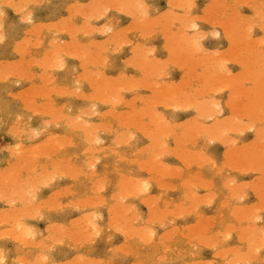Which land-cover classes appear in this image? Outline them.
<instances>
[{"label": "rangeland", "instance_id": "obj_1", "mask_svg": "<svg viewBox=\"0 0 264 264\" xmlns=\"http://www.w3.org/2000/svg\"><path fill=\"white\" fill-rule=\"evenodd\" d=\"M109 1L113 2V0H28V2L26 4L30 3V5H32V7L28 9V12L31 14V16L33 18L32 24H28L26 19L22 21L21 16L18 14V12L16 10H13V9H6L5 10V16L2 19H0V21H1L0 22V24H1L0 25V32H1L0 34L5 36V39L3 41H0V117H1L0 122L1 121L3 122V123L2 122L0 123V172H2V171L4 172V173L2 172L3 174L0 173L1 175H3V176H0V178L3 182L5 175L8 176L9 178L14 177V179L18 183H23V184H24V182H26L27 178H28L27 181L30 180V182H28L30 184V186H28L29 184L27 185L26 184L27 182H26L25 183L26 185H22L18 188H14V183H13V185H11L12 184L11 182L14 179L11 182H10V180H8L7 183H5L6 182V179H5L4 180L5 184L2 183L4 187L1 186L2 188H0V191H1V189L4 191H2L0 193V216L2 215V217L3 216L4 217L3 218L0 217L1 218L0 219L1 220L0 221V230L3 231L0 233H2L4 235V236L1 235L2 237H5L7 235V233H6L8 231L7 229L10 230L12 227L10 224H12L13 226L16 227V225H15L16 223H14L15 222L14 220L16 219V215H17V217H19V219H16V220L19 221V224L21 222L24 225V227L25 226L26 227L28 226L27 228L30 227L29 229L32 230L31 234L35 237L34 238L31 235L29 237L28 234H27L28 235L27 237H25L23 235L20 237H17L18 241L24 240L23 247L21 244H19V246L21 245L19 247L18 241H14V240H16L15 235H12L13 238H10L11 236L9 235V233L12 234V232H8L7 238L5 237L2 239L0 236V238H1L0 239V250H1L0 252L3 251L2 255L4 256L3 257L4 260L7 262V264H12L13 261L21 259V258L18 259V257H22L23 259H21V260L30 261V262H32L33 258L35 257V258H37V261H38V258L40 259L39 264H45V261H44V259L41 258V256H47L48 260L54 261V264H75V262L78 259L82 260V259H80V257L81 258L83 257L84 259L90 257L89 260L90 259H92L93 261L95 260V263L97 262V260H99L102 264H130V263L136 264V262L138 264L140 259H142L141 262L143 264H149L152 261H156V260L158 261V259H156V257L158 258V255H159V257L162 258V256L163 255L165 256L167 253H168L167 258L169 260H170V258H171V260L183 259V258L191 259L190 251H185V249L190 248V246L193 242L191 239H193L196 236L199 237L202 235H204L207 240H210V239H213L214 241L216 240V242H214L215 245H217V244L220 245L219 249L217 251H214L213 247L202 246V245H205L206 243L207 244L209 243L206 240H205L206 242L204 241L205 242L204 244L202 243L203 240L202 241L196 240L197 242L201 241V243H202V245H201L200 242H198L201 245L199 255L205 260H214L215 259V260H219V261L223 260V262H224L226 260L236 259L235 257L237 254H238L237 257L243 256L242 258H244L245 260H247V259H253V260L264 259V258L260 257L254 251V247L256 246L257 242L260 243L259 226L261 225L262 208H264V205H262V203H261V194H260L262 191V188H264V179H262V174L260 171L261 161L260 162L257 161V163H258L257 165H259L258 167H254V166H256L255 162L252 163V161H256L254 159L255 156L253 154L258 155L259 156L258 158L261 157V143H260L261 136L259 135L260 132L259 133L257 132L258 134L257 133L255 134V132L245 130L242 127H240V129H239V127H237L239 129V131H236L238 129L234 128V129H236L235 131L237 133L233 132L232 130L228 133V138H227L228 141L227 142H229L230 140H231V142L233 140H236L232 144L229 142L228 147H226L224 143L220 144L216 140H214V142H209V140L207 141L204 138H201L199 140L192 139V141L189 143L188 141L183 140L184 139L183 138V139H180L181 143H180L179 148H177V146H176L177 141L176 140H177V138L181 137V135H179V132H181V130L183 131V129H179V127L177 126V127L173 128L171 131L173 133L172 138L176 137V138H174V140L176 139L175 140L176 144H174V142L172 140V143L169 145L168 148H163L162 143H167V140H168V138H166V139L164 138V135H165V137H167L166 134H164L165 132L159 134V137H163L164 139L163 138H156L155 139V142L158 139H159V141L162 140L161 142L157 141L159 144H161L160 146H159V144L157 146L156 145L157 143L154 144L155 147L156 146L159 147V149L162 151L161 152L162 156H160L161 154H158V152L156 151V154H158V156L160 157L159 160H157L156 156H154L155 155L154 152L151 151L152 154L150 152H149L150 154L147 153L148 151H150V148L145 146V145H148V146L150 145L151 147H154L152 145L154 143V142H152L153 140L152 141L148 140L149 137L146 138L148 136L147 133H149L148 128H149L150 133L155 132V134L153 133L154 136L158 135V134H156L157 133L156 128L154 129L155 126L153 127V123L151 121V118H148L150 113L151 114L153 113L152 110L150 113H148L150 111L149 108L152 105H149L150 106L149 107L147 105V103L149 104V100H151V97L148 96L147 97L148 99L146 98L147 101L143 100V96H147L146 95V89H148L151 86V84H155L156 83L155 81H158V83L160 85H162V87L164 86L163 92H164V88L166 87L165 85L167 83H168L169 87L171 86V83L172 84L174 83L175 86L172 85V88H173V90L174 89L176 90V88H177L178 92L175 91L173 93H181V91H182L184 94H186L185 91H187V94H186L187 97H188V94H190L188 99L190 100L191 104L194 103L191 105L192 108L189 107L188 106L189 104L186 103L184 105L185 110H177L176 108L179 107L177 105H174V106L172 105L173 107L172 106L169 107L167 105L168 106L167 108L163 107L160 110V115H162L167 121H169L173 125L178 124L179 126H181V123H182V125H184L187 121L192 120L193 117L197 115V112L194 110L195 109L194 108L195 103L204 102L206 100V102H204V104H205V103H207L208 100L209 101L211 100L210 103H212V104L207 103V105H210V109L213 107V101L215 102V104L222 106L221 111H224L227 109L229 94L225 90H223L221 88H215V89L213 88L212 89L211 87H208V88H211L212 90H214L211 93V92H208L209 89L207 87L206 88L208 90L203 87V84H204V86L206 85L205 81H206L207 77L209 78L210 76H212L211 72L213 71L212 72V74H213L214 70L216 69V67H219V65H217V64H212L211 66L208 65L209 66V68H208L206 65H204L205 62L207 64H210L208 60H207L208 62L206 61V58H204V61H203V56L199 57V58H202L201 61L199 60L200 61V64H199L198 63L199 58L198 59L196 58V60L190 59L192 57H189L185 54H184L185 55L184 56L182 53L183 51L181 50L182 52L180 55H182V56H180V58H182V62L185 61L186 64L180 62V66H181V64H183V65L185 64L184 68H181V69L179 67L177 68L176 63H175V65L173 63H171L170 70L167 71L164 74V76H162V77L154 76L153 74L148 72L147 74L150 73V75H152L154 77L151 76V79L149 77H146V79H147L146 81L149 80L152 83L145 82L146 84H149L150 86L147 85L148 87L145 86V88L136 89L137 93H136V91L134 93L130 92V91H120L119 86H118V82L114 81L116 77L121 76V72L125 68V63L127 61H129V58L133 54L132 48L128 47L129 42L133 43V47H135L136 44L143 45V53L142 54L146 53L150 49H154L155 51H154L153 55L155 56V58L157 60H160L161 58L166 59V56L169 55L168 54L169 52H166V49H165L166 48V43L164 44L165 35L163 34L162 28H163V30L165 28H167L168 27L167 25H169L170 22L168 20V23H167L165 19L157 20V16L162 17L163 13H165L169 10L168 6L170 3H168V2H171L173 4V1L174 2L177 1L174 3V5H176V4L178 5V2H179V4H181L182 2H183V4H185L184 0H173V1H170V0L169 1L168 0H143L144 3L149 5L148 12L151 16L150 23L152 21L151 24L148 23L149 29H150L149 31H151V33H152L151 35L148 34V37H147V32L145 33L146 35L143 32V34L146 37H142L143 35H141L140 33H138L135 30L137 25L134 24L132 17L130 15L124 14V12H122V11H119V10H116L113 8L110 12L106 13V17H107L106 19L103 17L97 18V19H91L93 14L95 12H99L100 9H93L91 7H88V8L77 7V6H84V5H89V6L90 5H113L114 6V5H117L114 2H116V3L118 2L117 0H115L113 3H110ZM211 1L212 0H193L192 1V3H194L196 5V7L192 11H193L194 16H197V17H203V15L205 13V8H206V6H208L209 3L214 5L213 7H210V9L208 8V18L211 21H214L220 25V27L217 28V30L221 33L220 36L212 35L213 26L211 23L208 25H205L204 27L201 28V32L206 34L205 39L203 40V47L208 53L219 52L221 54V56L226 59L227 62L224 65V68L226 69V71L222 72V70H220V67H219V72L221 71L222 74L223 73H225V74L233 73V75L230 78H226V79H225L226 75L224 76V74H223V79H225L226 81H228V80L231 81L232 82L231 85H233V87L237 86L236 89L238 87L241 89L244 87L246 88V89L244 88L245 89V94H244L245 96H241L243 94L242 92H240V94L242 93L240 96L237 95L239 90H236V89H233V90H236L237 94L235 92V94L233 93V95H236L238 97H247L250 89L245 86L243 80H245V78L248 76L249 73L244 74L245 75L244 79H243V76H241L239 78L236 75H237V73L240 72V64L243 63L242 61L245 59V57H246L245 55H248L247 58H249V59H245L243 64L249 65V63H250L251 67H252L251 68L252 73L254 72L253 71L254 67H255V69L259 68L258 67L259 66V64H258L259 48H257V47H259L260 38H261V36H263L264 33L260 32L259 27H257V28L255 27L252 30V33H251L252 35L250 34V36H248L249 38L247 37L248 39H246L245 38L247 36L246 35L247 34L246 28L244 29L246 31V33L243 31L241 32V30H243V29H241L240 31L238 30L237 33H239V35H240V33L241 34L243 33V35H245L242 39H244V41H246V42L244 44V41L241 38H238V35H237V37L233 35L234 41L232 43V48H236L238 45H240L237 49H235V51H238V55H240L239 53H241V55L243 54L241 56V58H239V59L243 58V60L240 61L242 63L238 64L239 63L238 58L234 59L238 63L235 61L233 62V59L230 55L232 54V56H234V54H233L234 51L231 54L228 51H226L227 49H229V48H227L229 46V41L227 40V38L225 37V35L223 33L225 31L224 26H223V24H224L223 22L226 20H227L226 23L230 22L229 27L231 28V23H233L240 16H244V17L252 16V14H253L252 9L251 8L245 9L243 7H241L240 9H237V8L233 9V7H232V9H230V8L225 9V7L221 6L224 3H225L224 5H230V4L231 5L232 4L238 5V2H239V5L241 4V6H243L245 4H242V2H244L246 0H244V1L240 0L241 2L238 0H236V2H235V0H224V1L219 0V2H218V0H214V3L213 2L211 3ZM220 1H221V5H219ZM250 1H253V2H250ZM107 2H109L110 4ZM185 2H187V1H185ZM247 2L248 1H246V3ZM254 2L255 3L256 2L261 3V0H249V2L247 4L257 6V11H258L259 4L256 3V5H255ZM9 3L20 4V3H24V1L23 0L22 1L21 0H9ZM9 3H7V4H9ZM0 4L6 5V0H0ZM211 9L215 10L216 14ZM229 9L232 11H230ZM130 10H128V11H130ZM209 10H210V12H209ZM177 11H179V9H177ZM211 11L213 13H211ZM217 11H218V13H217ZM236 11H237V14H239V17L237 14H236L237 16L235 17ZM130 12H132V10ZM221 12L223 14L226 13L227 15L226 14L223 15ZM231 12L233 13V15ZM77 13H79V16L77 15ZM228 13H230V15L232 17L229 16ZM85 17H88L90 19V23L92 25V28H91L92 31L88 30L87 35L85 34L84 31L79 30L80 26L84 25L86 22ZM225 18H226V20H225ZM154 20L155 21L157 20L156 24L154 23L155 22ZM229 20H233V21H229ZM236 22L238 23L239 19H237L235 21V23ZM201 23H203V20H201ZM152 24H155V25L153 27H150V25H152ZM105 26L113 27L114 29H116V35L109 37L107 34L103 33L102 31H94V29H103ZM129 26H132L131 40L126 42L120 36V34L121 33L127 34V30H129ZM145 28H147V26ZM144 30L146 31V29H144ZM170 34H173V33L170 32ZM234 34H236V32ZM162 36H163V38H162ZM168 36L171 37V35H169V33H168ZM118 37L120 38V43L123 45V47L119 51H117L115 46H113L111 48V50L108 51L106 56H105V54L102 52V46L104 45V42L109 40V39H117ZM174 37L175 36L173 35V38L172 39L170 38L171 43H170V41L168 42L169 45L171 44V46H174L175 44L179 43V42H177V43L175 42V40L178 41L176 38L177 36L175 38ZM239 37H241V35ZM253 38H255L256 41L251 42L250 40L251 39L254 40ZM173 39H174V41H173ZM235 39H238V41H236ZM51 41L54 43V44L52 43L54 46L56 45L55 47L52 46ZM239 41H241L242 43ZM257 41H259V42H257ZM237 42H239V43H237ZM235 43H236V45H235L236 47H233ZM246 43H248L249 48H251L252 43L254 44V46L256 45L255 47H252V48L253 49L257 48L256 52L258 51V53L255 52L257 55L254 54L255 56H253V53L255 50L253 51L251 48V50L253 51V52H251L250 49L247 47L248 45ZM24 44H25V49H22L21 47H24L23 46ZM89 46H91L90 50H89ZM171 46H170V48H172L171 50H173L174 48ZM179 47H180L179 44H178V46H175L174 53L171 52L172 57H173V55H175V51H176V49H179ZM19 48L22 51H19L20 50ZM77 48H79V49H77ZM232 48H231V50H232ZM247 48L249 49L248 52H247ZM76 49L78 51L81 50L80 52L84 54L83 55L80 53V55H83L82 59H81V57L78 59L77 56H79V55H75V54H77L76 53L77 51H75ZM86 50H88V55H89V58L87 60L84 59ZM179 50L176 51L177 52L176 54H179L178 53ZM142 54H141V56H142ZM176 56H177V58L179 57L178 55H176ZM176 56H174V57L176 58ZM183 56L185 57L184 60H183ZM102 57L106 58L108 61L106 66L104 64V61H103V63H100L103 60ZM167 58H168V56H167ZM97 59L101 60V61L99 60L100 61L99 63L102 64L103 66H99L100 64H98V62H96V65L94 64L95 60H97ZM254 59H255V62H253ZM60 60L63 61L62 65H61ZM80 60H82V61H80ZM172 60H173V62H176L174 59H172ZM246 60H248V61H246ZM46 61H47V64L51 61L49 63V65H52V66H50V68L57 67V65H56L57 63L63 67L60 66L62 69H60V67H57L56 69L55 68L48 69V71H47L46 67L48 65L43 66V69L41 68L42 63H44ZM178 61H179V59H178ZM245 62H247V63H245ZM53 63L56 66H53ZM188 63H192L195 65H192V67H190V69H189L187 66L190 64H188ZM252 63H254L255 66ZM256 63L258 64V66H256ZM201 64L204 66H202ZM43 65H45V63ZM197 65H200V66H197ZM85 66H87V71L85 70ZM185 66L188 69H186ZM58 68L60 70H58ZM202 68L205 70L207 69L206 72H205V70L203 71ZM151 70L152 69L150 68L149 71H151ZM200 70H202V71H200ZM216 71H218V70H215V72ZM151 72H153V71H151ZM183 72H185V74H183ZM219 72H216V73H219ZM256 72L259 73V70L257 69ZM257 73H254V75L256 77V81H258ZM246 74H247V76H246ZM128 75H132V73L129 72ZM200 75H201V78L198 77ZM205 75L206 76L210 75V76L206 77ZM100 76H102V77H100ZM202 76L206 77V78L202 79ZM106 77H108V78H106ZM185 77H187V79H185ZM198 78H199V80H198ZM87 79H89L91 84H93V83H95V84L98 83V84L96 85V87L94 86L95 84H93L91 86V85L87 84L89 82V81L87 82ZM108 79L109 80L111 79V81H113V82H111V81L108 82ZM241 79H243V80H241ZM78 80L80 81V89L81 90H80V92L77 93V92H75V86H76V82ZM94 80H97V82ZM106 80H107V88L109 87L108 85L110 83L112 84V85L110 84V86H112V87L109 88L110 90H112V97H111L112 100H109L106 98L104 99V97H106L110 92L109 89H108V91H106L107 90L106 87L104 88L105 91L104 90L101 91V92H103V91L106 92V93L103 92L105 95H103V93H101V94L103 95V100H108L110 102L113 101L114 106L113 105L109 106V104L106 105L105 101L104 102L101 101L102 95L100 96L99 95V92H100L99 89L98 90L96 89V88H100V85H102L101 84L102 81L104 83ZM183 80L186 82H184ZM200 80H201V83H200ZM238 80H240L241 83ZM222 81L223 80H221V82ZM181 82H182V84H181ZM228 83L229 82H227V84ZM178 84H180L179 88L176 87ZM87 85H89V86H87ZM195 85H196V87H195ZM221 85H224V84H221ZM90 86L92 87V89H90L91 88ZM188 86L192 87L191 90L189 89ZM201 86L203 87L204 90L202 88L199 90L198 87H201ZM87 87H90V88H87ZM151 87H152V90L155 91L153 85ZM162 87H161V89H162ZM257 87H258V82L256 83V88ZM94 88L97 91H94L93 90ZM224 88L226 89L227 86ZM45 89L49 92L47 93L45 91L46 92L45 95H43L41 97L40 95L44 94ZM195 89L199 90L200 93L202 91L203 94H205L204 91H206V93L207 92L208 93L205 96L199 95V97H198ZM165 90H166L165 91L166 94H165V92L162 93L161 91H159L160 96L159 95H158L159 97L156 96L157 100H162V99L168 98V96L165 98L163 96L161 97L162 94H164V96H165V95H167V92H169L168 88H165ZM193 90L196 93L193 92ZM257 90H258V88H257ZM89 92L90 93L95 92L94 94H98L97 96L100 98L95 100L96 97H94L93 95L87 96L89 94ZM96 92H98V93H96ZM160 92L162 94H160ZM157 93H156V95H157ZM193 93H195V94H193ZM49 94H50V97L47 96ZM169 94H170V92H169ZM109 95L111 96V94H109ZM133 95L135 96V98L137 97V99L132 97V99H134V101L135 100L136 101H135L134 105L131 106L134 101L132 102V100H131V102L129 103L128 99L131 98V96H133ZM140 95H142V96H140ZM45 96L49 97V101L47 103L44 102L47 99ZM110 96H108V97L110 98ZM91 97H94V98H91ZM140 97L142 98V101L138 102V100H140L138 98H140ZM201 97H202V99H201ZM40 98H44V99H40ZM98 100L100 103L98 102ZM124 100H125V102L128 101L129 104L124 105V103H125ZM42 101L44 103H42ZM108 101H107V103H108ZM143 101L144 102L146 101V103L142 104V103H144ZM48 104H50V105H48ZM89 104H91V105L94 104V106L88 110H91V111L95 110V112L94 111L93 112H94V114L97 113V115L95 114L93 116V113L91 111H90L91 113L88 112V110L85 111V109L87 107L89 108V106H91ZM102 105H104V106H102ZM145 105H147V106H145ZM201 105H203V104H201ZM46 106H48L49 108ZM128 106L131 108L135 106V108H132V110H130V108H127ZM142 106L143 107L145 106L144 108H142L143 109L142 111H145L144 113L141 111V108H140ZM164 106L166 107V105H164ZM175 106H177V107L175 108ZM185 106L188 108H185ZM118 107L119 108L122 107L121 110ZM206 107H207V109L209 108L208 106H206ZM245 107H246V105L244 102H241L238 105L237 112L239 113L240 117H244V115H246V116L248 115L247 112L245 111V110H247ZM47 108L50 110H48ZM213 108H212V110L214 112L211 110L212 112L210 111L211 113H209V114L213 113L212 115L217 117L218 118L217 121H219V115L220 114L218 112H216L215 107H213ZM45 109H47L48 112H46ZM82 109H83V111H82ZM104 109H105V112L108 111L110 113V115H108L109 114L108 113V114H106V116L105 115L103 116V114H105V113L102 114ZM109 109L112 110L113 113H112V111L110 112ZM126 109H128L130 111H128ZM151 109H152V107H151ZM201 109H202V107H201ZM204 109H206V108L204 107ZM204 109H203V112H204ZM136 110H138V111H136ZM146 110H149V111L146 112ZM171 110L174 112H172ZM80 111H81V115H79ZM100 111H102V112L100 113ZM189 111H191V113H192L191 115L189 114ZM82 112H84L83 115L84 114L87 115V113L89 115V113H90L91 117L89 118V116H85V115L83 116ZM48 113H51V114L57 113L58 115H56V117H53L54 116V114H53L50 117V116H48ZM111 113L112 114L117 113L118 116L115 115L117 118H114L115 117L114 115H112L113 117H110ZM140 113L143 114L142 117L145 115V117H143L145 119L140 117ZM200 113H199L200 117H202V116L206 117L207 116V115H204L203 113H201V115H202L201 116ZM100 114H101V117H100ZM77 115H78V117H77ZM75 116L77 119L74 120ZM119 116L121 117V120H119V122L124 121V124L121 122L124 127L118 126V125H121L119 123L116 125V123L118 122L116 120L120 119ZM17 117H20L21 119L17 120ZM64 117L65 118L68 117L69 120H70V118H73L72 119L73 121H70V122L72 124L74 123L73 124L74 126L77 125L76 122H78L77 127L76 128L74 127L76 130L72 129L71 128L72 126L71 127L69 126L72 124H70V123H69V125L67 124L68 123L67 118L64 119ZM155 117H156L155 115H154V117L152 116V118H155ZM205 117L200 119V121L198 122L199 124L198 123L195 124V125H197V124L199 125V126L197 125L198 126L197 128H199V127L201 128V124H202V128H203V126L208 123V121L206 119L207 117L206 118ZM15 118H16V120H15ZM78 118H80L81 122L84 124H86V122H87L88 129H89V127L92 128L91 126H93L96 123H99L100 125H102V123H105L106 125H104V126H106V127L108 126L107 129H109V127H110V132H109V130H108V132L103 131L104 127L102 126L100 129V125H98V124L95 125V127L97 129L94 128L95 131H93L92 134H91L90 129H89L90 134L86 133V132H88L86 127H84V128L87 131L83 132L84 130L81 128L83 124L79 123ZM255 118H256V120H255ZM257 118H258V112L253 117H251L252 121L249 120L248 123L250 122V124H252V126H254L257 130L260 131V124H259V120ZM137 119H138V121H137ZM184 119L186 121H184ZM4 120H5V122H4ZM114 120H115V122H114ZM146 120H147V122H146ZM12 121H13V123H15L16 121H17L16 123L19 122L18 127H16L17 126L16 123L12 125L11 124ZM106 121H108V122H106ZM255 121H257V122H255ZM65 123H66V125H65ZM88 124L89 125L91 124V126H88ZM141 124H142L143 128L148 127L145 131L146 133L142 132L144 129L139 128L138 125H140V127H141ZM149 124H150V126H148ZM4 125H6V126H4ZM8 125L9 126L11 125V128ZM125 125H127V126H125ZM12 126H14V129H16V128H18V130L24 129L25 132L27 130L26 127H28V126H29L28 127L29 130H30V128H33L34 130L33 129H31L30 131L28 130L27 133H25L23 131L22 132L16 131L17 132L16 133ZM129 127H133L136 129L134 130L133 128H129ZM125 128H127V130ZM241 128H242V130H241ZM112 129H113V131H111ZM140 129L142 131H140ZM37 130L40 132L37 133ZM100 130H102V132H100ZM114 130H115V132H114ZM124 130L126 132H129V133L126 134L125 132H122ZM69 131H70V133H68ZM238 132H240V133L238 134ZM30 133H31V135L28 136V134H30ZM73 133H74V135H73ZM84 133H85L86 137L84 136ZM122 133L125 134L124 137L126 138L125 141H127V144L124 142V139L121 138V137H123ZM141 133L143 135H141ZM166 133H168V131H166ZM182 133L183 132H181L180 134H182ZM67 134H69V136H70L69 139H70V142H72V144L67 142V140H68V139L66 140V138H68ZM118 134H120V135L122 134V135L119 136ZM129 134L133 135L132 140L130 137L132 135L128 136ZM162 134H163V136H161ZM126 135H127V137H126ZM150 135H152V134H150ZM213 135L216 139V136H215L216 133ZM83 136L85 139L83 138ZM87 136H89L92 139L89 141ZM49 137H51V138H49ZM80 137L82 139H84V141L87 140L89 142V144H88V142H84ZM115 138H117L118 141L120 140L119 143L117 140H115ZM127 138L129 139L130 142L127 140ZM97 139L100 141V143H98V144L96 143ZM64 140H66V143H63ZM112 140H115L117 143L112 141ZM217 140H220V139H217ZM254 140H255V143H253ZM147 141L148 142L151 141V143L148 144ZM92 142H94V143H92ZM184 142L187 144H182ZM17 143L22 145L21 146L22 148H20V151L16 150ZM67 143L71 144V145H68ZM113 143H116V144H113ZM192 143H195V144H193L194 145L193 148L191 147ZM74 144H75V146H74ZM95 144H97V146ZM52 145H53V148L55 145V148L58 149L59 151L56 150L55 148H54L55 150L53 149V151H52ZM87 145H88V147H87ZM232 145H233V148L235 149V147H236V149L238 151L231 149L230 147ZM242 145H247V147L246 146H245L246 148L242 147ZM13 146H15L14 151L12 150ZM70 146H72V147H70ZM105 146H107L108 149L104 148ZM143 146H144V149H142ZM205 146H206V148H205ZM84 147H87V148L85 149ZM201 147H202V149H199ZM88 148H90V150L92 148V150L87 151ZM98 148L99 149L101 148V151ZM226 148H228V150ZM241 148L243 149L244 153L242 152ZM244 148L247 152L244 150ZM36 149L44 150L43 152H45V151L48 153L50 152V154L48 155V153H47V155L46 154L44 155V153L42 152L43 154L38 153L37 155H35L34 152L36 151ZM95 149H96V152H95ZM97 149L99 150V152L97 151ZM154 149L155 148H153V150ZM159 149L156 148V150H159ZM11 150H12V152L10 153ZM26 150H28V151H26ZM82 150H83V153L81 152ZM84 150H86V152ZM93 150H94V153L91 155V152ZM143 150H145V151L147 150V152H143ZM160 150H159V152H160ZM198 150H200V152H203L204 156L206 158H208V160L210 162L206 161L207 162L206 163L205 159L201 160L204 158V156H203V158H200L201 156L199 157V154H198V156L193 154L194 152H195V154H197ZM225 150L227 151V153H229V151H231V150H234L236 153L242 152L245 155L243 156L242 154H240V157L243 160H245L246 158H249L246 160H249L250 163L248 161L247 162L249 163V165L252 164V166L251 165L249 166L248 164L241 163V162H243V160L239 157V155H238V157L241 159V161L239 160V158H238V161L237 160L235 161L234 160L235 156H233V155H230V156H232V157H230L228 154V157H226V155H225L226 151ZM132 151H134V152H132ZM178 151H180V154L176 155V153H178ZM234 151H232L233 154L235 153ZM140 153H142V154H140ZM169 153H171V154H169ZM186 153H188V154L191 153V155L193 154L195 156L194 157L192 155L194 160H196V161H197V159L200 160L197 162L200 163L203 161L205 163H203V165L200 163L202 165V167L201 166L199 167V164L196 167L195 165L197 163L192 160L193 158L189 159V157H190L189 155H187V156H189L188 158H185ZM89 154H90V157L93 156L94 158H92V157L90 158ZM173 154H175V155H173ZM182 154L184 155V158H183L184 160L180 159L181 157H183ZM10 155L12 158L10 157ZM15 155L18 157H16ZM32 156L35 158V160H33L34 158L32 159ZM151 156H152V158L150 159ZM177 156L178 157L181 156L179 158V160H178V158H176ZM196 157H198V158L196 159ZM224 157H226V158H224ZM229 157L232 159L230 160ZM7 158H8V160H7ZM26 158L28 159V162L21 164L20 162L25 161ZM29 158H31V160ZM146 158H149L148 159L149 161ZM154 158H155V162L157 164L153 162ZM236 158H237V156H236ZM18 159L20 160V162H18L20 164V166H16V163H17L16 161H18ZM89 159H90V161H89ZM232 160H234L233 162H237V163L240 161V163L239 164L233 163ZM86 161L87 162L89 161V164L87 163L88 165L86 164ZM140 161H142V162H140ZM151 161L153 163H150ZM182 161L185 163H183ZM188 161H189V163L192 162V165L189 164ZM129 162H135V163H129ZM181 162L183 165L181 164ZM244 162L246 163V161H244ZM92 163L94 164V167L91 165ZM141 163L142 164L146 163V164L143 165V168H138L139 166L137 167V165H140ZM186 163H188L187 168L185 167ZM208 163H210V164H208ZM211 163L213 164V167H212ZM223 163H226L225 166H223L224 165ZM148 164L149 165L152 164L151 165L152 167L149 166ZM153 164L154 165L156 164L158 167H155ZM253 164H255V165H253ZM159 165L161 166V169L162 168L164 169L166 167L165 168L167 170L166 173H165V169L164 170L162 169V171H164L165 174L160 172ZM207 165H209V166L211 165L212 168L207 167ZM144 166L145 167L148 166V167L145 168ZM162 166H164V167H162ZM218 167H220V168H218ZM74 168L77 169V175L76 176L73 175L74 174L73 170H75ZM91 168H93V169H91ZM168 168H170V171L173 169L176 170L174 172L172 171L174 174H176V173L178 174V172H179V174L180 173L181 174L178 175V177L177 176L175 177V175H173V173L169 171L171 174L168 175V173H169ZM1 169H4V170L1 171ZM5 169H7L6 170L7 173H5ZM157 169L161 173L160 175H163L164 177L165 176L166 177L164 178L162 176L160 178L159 173H157L158 172ZM72 171H73V173H72ZM88 172H90V174ZM155 173H157V174L155 175ZM87 174H89L90 176L93 174L94 175L90 177ZM95 174H96V176H95ZM117 174L118 175L122 174L123 178H121V176H118ZM32 175L34 176V178L32 177ZM43 176H44V179L42 180V182L40 179L39 183H43V181H45V183H43L42 186L44 184L46 186L44 185L43 188H41L40 187L41 185L38 184V182L37 183L34 182V183L38 184V185H36V187L39 186V188L37 187L38 188L37 189L35 187V185H31V183H32L31 181H33V179L36 181H39V178H43ZM169 176H174V177H169ZM37 177H38V180H37ZM46 177H48V178H46ZM73 177H75V178H73ZM155 177L157 179H155ZM186 177L188 179L190 177H192L191 180H193V181L197 180V182L200 183V184H198L199 186L198 185L196 186L197 182H194L195 186H193V187L191 186V184H189L192 182H189V183L187 182L190 186H185V185H187V183L186 184L185 183L180 184L181 182H183V180H184V182H186L185 180H188ZM45 178H46V180H45ZM98 178L103 179V180H101V183H100L101 188H99L100 189L99 191L96 188L93 189L94 186H92L95 182L97 183L100 181ZM120 178H121V180H120ZM131 178L134 179V181L140 180L142 182L143 180H145L148 182L149 188L147 190L146 195L145 194L140 195V196L143 195L142 200L145 197H146L145 199H148V196H149L152 198V200L148 199L149 201L151 200V203L156 201L157 198L159 199V200L157 199L158 202L156 201V204L152 203V205H151L149 203V201L146 200V203H148L147 207H146L147 204L145 202H143V204H142L141 201H139V199H141V197L138 199L137 195L134 194V193H138L139 188L136 187L137 188L136 191H135V189H136L135 187H133V188H135L134 190L130 189V188H132L130 186H133L132 183L134 182L133 180H130ZM193 178H195V179H193ZM122 179H123V181L125 179L129 180L127 182L125 181L127 183V186L126 187L124 186L126 189V190L124 189V191H126L125 194H127L131 190L129 194L132 193L131 195H136V197L127 195L128 197L124 196L125 197L124 200L121 198L123 196H120L119 192H121V195H122L123 190L122 191H119V190L122 188V186L119 187L121 184L119 186H117V184H119L120 181L122 182ZM150 179H152V180L155 179L154 183ZM47 180H49V182H47ZM118 180H120V181H118ZM204 180L206 182H209L210 185L208 183L204 182ZM156 181H158V183H156ZM125 182H122V185ZM160 182H162V184H164V186L161 185ZM173 184H175V185H173ZM194 184L192 183V185H194ZM204 184H206L205 189L203 187ZM5 185H6V187H5ZM136 185H138V184H136ZM139 185H141V184H139ZM165 185H167L168 187H172V188H167V186H166V189H165ZM11 186L13 187L12 190H11ZM23 186H26V191L22 190V192H20V194H17L19 192H16L18 197L14 196L15 193H14V195L11 196L14 198L15 201L12 200L13 198L10 199L11 197H9L7 199V196H10V191L12 194L13 193L12 191L14 189L18 190ZM207 186H209V187H207ZM15 187H17L16 184H15ZM96 187L98 188L97 185H96ZM117 187H118V190H116ZM128 187H130V188H128ZM188 187H190V188H188ZM17 190H15V191H17ZM257 190H260V191H257ZM23 191L25 193H23ZM209 192L211 193V195L206 198L205 195L210 194ZM255 192H257V193H255ZM5 193L9 194V195H6ZM27 193H31L30 196H27V195H29ZM32 193H34V195ZM25 194H26L28 199L26 197H24V199L19 198L20 195H21L20 197H23V195L25 196ZM109 196L111 198L114 196L115 198H113L111 200V198ZM185 196L186 197L191 196V198L189 197L190 200L188 198H185ZM118 197L121 198L120 201H119V199H117ZM198 197L200 198V202H202L201 198H204V199L206 198L205 200L207 201V203H205L206 201L204 202V200L201 204H196V203H198V201H196V200L194 203V199H197ZM210 198H212L211 201H209ZM115 199H117V200H115ZM97 200L98 201L100 200V201L97 202ZM8 201L10 203H12L10 206L7 204V203H9ZM22 201L23 202L29 201V203H30L29 206L33 205V207L31 206L32 208H30L29 206H27L28 204H25V206L28 207L27 208L28 210H30L32 212L34 211V215H33V213H30V211H28L26 208H25V210L28 211V214L30 213L32 215L30 216V214H29V216H28L25 214L27 211L24 212V208L22 207L24 204L22 205V203H23ZM224 202H225V204L223 205ZM162 203H164V205H166V206L162 205ZM69 204H72L73 206L69 205ZM83 204H86V205H83ZM100 204H103V205H100ZM125 204L128 205V207L130 205L131 206L133 205L132 208L134 209L135 212H132L133 209L130 210V208H128L126 206L129 210H128V212H126V214H124L126 211L124 209H126V208L123 205H125ZM171 204H174V206ZM20 205H22V206L20 207ZM88 205H90V206L88 207ZM118 205L122 206L124 208L123 210H120V211H124L123 213L119 212V216L121 214V216H120L121 219L119 218V216L116 213H114V215H112L113 214L112 212L115 210V208L108 210L112 206L113 207L115 206L116 208H118L119 207ZM221 205H223V207ZM19 207H20V209L21 208L23 209V210L22 209L21 210L24 213H22L19 210ZM150 207L153 209V212H154L153 213V217H154L153 221L154 222H152L153 225L149 224V222H148L149 220L147 221L148 223L146 222V219L148 216L147 215L148 209ZM174 207L177 209V211L173 210ZM11 208L13 209L12 212L15 213V217H14L13 213L10 216L14 217L15 219L14 218L8 219V215L10 214ZM197 208L199 209L198 211H197ZM165 209H167V211H165ZM239 210L243 211V212L240 211L241 215L239 214ZM91 211H92V213H91ZM118 211H119V208H118V210H116V212H118ZM162 211H163V213H162ZM164 211L166 213H164ZM6 212H9V213H6ZM185 212L187 213L186 215H185ZM86 213H88V215ZM89 213L92 215L94 213V215L97 217L93 216L95 218V219H93L92 215H90ZM136 213H137V215L134 216V214H136ZM168 213L169 214L171 213V215H168ZM189 213H191V214H189ZM248 213H250V214H248ZM83 214H85V215H84V218L81 217V220L84 219L83 220L84 223H85V219L88 220V221H86L87 223L91 222L90 223L91 225L89 224L87 226L88 228H86V230L84 228L85 224L82 225L83 222L80 221V218H78V215L81 216ZM115 214L118 217L115 216ZM122 214H124V215H122ZM127 214H128V216H127ZM158 214H160L161 217L165 218V219L162 218L163 221L161 219V222L166 223L168 225L167 233H165L164 230L160 228L159 223L161 224V222L156 223L157 221L160 220V218H159V220H157ZM175 214H177L176 217L174 216ZM89 215L91 216V219L94 220L95 222L88 219ZM160 215H158V217ZM245 215L248 219L250 218V217H248V215L249 216L251 215V218L252 217L254 218V216H256L257 219L255 218V220H254L253 218L252 219L250 218L251 221L246 220L247 218L245 217ZM114 216H115V218L113 219V221L116 222V220L120 219L119 223L122 224V221L124 220L125 222H123V226L125 223H127L125 225L127 226L129 224L128 228H133V229L135 228L137 230V227L139 228V226H140L139 234L142 233L141 232V229H143L142 227H144V230H145L146 226H149L152 229L151 231L155 232L156 234L153 237L151 236V238H150L151 240L146 239V241L148 242V244H147V242H145V240H143L142 238H141V240H143V243L141 242V240H138L141 236H139L138 232H136V231L135 232L137 233V235L133 236L134 237L133 238L132 235H134L136 233L133 234V232H134V231L132 232L133 229H130L132 232L131 239H129L130 237H128L129 240L128 239L124 240V236H122L121 233L116 232L115 228H112L111 232L109 231L110 219L113 218ZM131 216H133V217H131ZM240 216H243V219H240ZM76 217L78 218V221H80V222H78V221L77 222L81 223V225L77 223L80 226L77 225L78 226L77 227L75 224V226H76V228H75L73 226L74 225L73 224L71 227V225L69 223H70V221L72 223L73 220H75V222H76V219H75ZM135 217H138V218L135 219ZM127 218L130 220L132 218L134 220H131V222H129L130 220H127ZM140 218H141V220H140ZM5 219L10 220V221L7 220L9 223V224L8 223L7 224L10 226L5 224L6 223L4 221ZM11 219H14L13 220L14 222L13 221L11 222ZM89 220H90V222H89ZM18 221H17V223H18ZM217 221H219V222H217ZM92 224H94V226ZM136 225H137V227H136ZM198 225H202V228H203V230L201 229L202 234H201V232L200 233L197 232L198 234L195 233L196 231L200 230L197 227L201 228V226H198ZM18 226H21V225H18ZM82 226L84 229L81 228ZM123 226H122V228H125V226L124 227ZM189 226L192 228H190ZM230 226H231V229H233V230H228L229 229L228 227H230ZM89 227L90 228L94 227V229L96 227L95 232H96L97 228H99L97 235L93 234V233H95V232H93L94 230H92L93 233H91V231H90V233L94 235V236H92L94 238H91V240H90V237L88 240L87 235L85 234V232H87V231L89 232ZM27 228H25V229L27 230ZM78 228L81 229V231L79 230L80 233L83 232L84 236L86 235L87 239H85L83 237V234H82V236L79 235L80 233H78V231H77ZM13 229H11L13 231V233L17 229H19V231L17 230L18 232L22 231L20 229V227L17 228L16 230L13 227ZM67 229L70 230L71 233L67 232L66 231ZM190 229H192V230H190ZM60 230L64 231L65 233H68L69 235H67V237H64L66 235H63V232H60ZM144 230H143V232H144ZM250 230H251V232H248ZM4 231H5L6 235H5ZM186 231L187 232L189 231L188 234L189 235L191 234L192 236L194 235V237L188 240L189 237L187 238L188 234ZM192 231H195V232H192ZM229 231H231V232H229ZM127 232H129V229L127 230ZM131 232H129V234ZM162 232H164V233H162ZM179 232H181L180 234H182V236H184V234L186 235V236H184V237H186V240L181 235H178ZM24 233H28V230H27V232L25 231ZM144 233H146V231ZM161 234H164V239L169 238V237L171 238V235L175 234V235H173V237L171 239L169 238L170 240L165 239V240H168V241H165V242H167V246L169 247V249L171 248L170 251H168L167 253H165L164 246H162L161 242H160L161 238L163 237V235H161ZM20 235H21V233H20ZM141 235L143 237V233ZM147 235H148V233H147ZM159 235H161V237ZM168 235H170V236L168 237ZM17 236H19V235L17 234ZM157 237H158V239H157ZM174 237L177 239H175ZM254 237H257L258 241L256 240V238L254 239ZM19 238H21V239L19 240ZM146 238H148V237L146 236ZM248 238H249V240H248ZM27 239H28V241L29 240L30 241L31 240L36 241V243L38 244L37 245L38 247L34 245L36 243L35 242L33 243V241H31L30 244L33 243L34 246L30 245L29 243L27 245H30V246H25L26 245L25 240H27ZM39 239H41L43 244ZM238 239L239 240L242 239V241H239ZM247 240H248L249 244H248ZM254 240H256V242L253 245H251V242H254ZM38 241H40V242H38ZM127 241L128 242L132 241L133 243L131 244L130 242L128 243ZM171 241H173V242H171ZM186 241L188 243H186ZM190 242H191V244H190ZM152 243H154L155 245ZM173 243H174V245H173ZM175 243L179 244V246ZM121 244H123V246L126 245V247L130 246V244H131V246H130L131 249H129L130 247H128L126 249L127 252H129L128 254L126 252L127 255H124L123 252L122 253L120 252L121 250L125 249V248H123V246L121 248V246H120ZM158 244H159V246H158ZM169 244L172 246L170 247ZM185 245L189 246V247H186ZM16 246L18 248V249H16L17 252L15 251ZM119 246L121 248L120 251H118ZM132 246H133V248L136 246V248L133 249ZM243 247H247V248H243ZM21 249H22V251H21ZM161 249H163V251ZM126 250H124V252ZM172 250L174 253H172ZM244 251L246 253H244ZM182 253H183V256H182ZM229 253H231V254H229ZM240 253H242L243 255H241ZM129 254H132V255H129ZM174 254L176 255V257ZM234 254H235V256H234ZM246 254H248V256ZM140 255H141V257H140ZM155 255H156V257H155ZM178 255H180V256L178 257ZM15 256L17 259L15 258ZM105 259L107 262L110 259V262L109 263L105 262ZM238 259L236 261H238ZM244 259H242V260L244 261ZM41 260H42V263L40 262ZM86 260H88V259H86ZM146 260L148 262H146ZM159 260H160V258H159ZM83 261H85V260H82V262ZM233 261H235V260H233ZM78 262H80V261H78ZM78 262L76 264H78ZM223 262H222V264H223ZM36 263L37 262H34L33 264H36ZM89 263L92 264L94 262L90 261ZM89 263H86V264H89ZM80 264H82V263H80ZM96 264H98V262Z\"/></svg>", "mask_w": 264, "mask_h": 264}, {"label": "snow or ice", "instance_id": "obj_2", "mask_svg": "<svg viewBox=\"0 0 264 264\" xmlns=\"http://www.w3.org/2000/svg\"><path fill=\"white\" fill-rule=\"evenodd\" d=\"M32 5L30 4H12L9 3L7 5L0 4V19H2L5 16V10L6 9H13L18 12V14L21 16L22 21L27 20L28 24L33 23V18L31 14L28 12V9L31 8ZM77 7H84L88 8L91 7L93 9H100L99 12H95L91 19H97V18H107L106 13L110 12L113 8L119 11L124 12L126 15H130L133 19V22L136 27V31L140 33L141 35L144 32L145 27L147 26L148 22L151 20V16L148 12L149 5L144 3L143 0H138L136 3L131 4H117V5H84V6H77ZM196 7L194 3L189 0L188 3L185 4H169L168 8L169 11L163 13V16H157V20L159 19H168L170 21L167 28L163 30V34L165 35L166 40V51L169 52L168 58L164 59L161 58L160 60H157L155 56L153 55L154 49L148 50L146 53L143 54L141 57V54L143 53V45L136 44L135 47H133V43L129 42L128 47L132 48V56L129 58V61L125 63V68L121 72L120 77H116L115 81L118 82V86L120 91H130L135 92L138 88H145L144 80L148 73V68L150 67L153 71L154 76L162 77L164 74L170 70L171 67V50L170 45L168 43V33L171 32L174 35L177 36L179 40V45L184 53H186L189 57L192 58H199L201 56L205 57L209 63L211 64H218L221 68L222 72L226 71L224 68L225 63L227 62L224 57L221 56L219 52L215 53H208L204 47H203V40L205 39L206 34L201 32V28L205 25L212 24L213 30L212 35L214 36H220L221 33L217 30L218 27H220L219 24H217L214 21H211L208 18V8L212 7V5H208L205 8V13L203 17H197L193 14V9ZM222 7L225 8H231L235 7L237 9L243 8H252V16L250 17H239L238 23H232L231 28L229 27V23H224V35L229 40V49L232 47V40L233 35L236 31L245 29L247 33H252L253 28L259 27L260 32L264 33V0H261V3L258 6L253 5H223ZM126 9H135V12H129L125 11ZM179 9V11H177ZM79 16V13H77ZM201 20H203V23H201ZM85 24L80 26V31H84L85 34H88V30L92 28V25L90 23V19L88 17H85ZM131 30L132 26H129V30H127V34L121 33L120 36L127 42L131 40ZM94 31H102L103 33L107 34L109 37L116 35V29L113 27L105 26L103 29H94ZM5 39V36L0 34V41H3ZM115 46L116 50L119 51L123 45L120 43V38L117 39H109L104 42V45L102 46V52L107 54L108 51L111 50V48ZM91 46H89L90 50ZM88 50L85 52L84 59H88ZM104 60L105 66L107 65L108 61L106 58L102 57ZM139 61V63H138ZM62 64V62H61ZM85 70L87 71V66H85ZM131 72L132 75H128V73ZM221 73H214L212 76L208 78L206 81V87H212V88H221L225 90L229 94L228 99V106L227 109L224 111H221V105L215 104L213 101V106L216 109V112H218L219 120L222 123H217V117L213 116L212 114H208L207 121L208 123L203 126V128H195L190 127L194 123H198L201 119L199 116V112L201 110V103H197L195 106V110L197 112V115L193 117L192 120L187 121L184 125L179 126V129H183V138L184 140L188 141L189 143L192 141V139L199 140L201 138L209 139L212 137L209 142H214L215 137L213 136L214 133L219 132L220 136V142L225 143V146L228 147L227 138L228 133L233 130L236 127H243L245 130L255 132L256 128L252 126V124L248 123L251 117H253L258 112L259 117V124H260V136H261V174L262 179H264V36H261L260 42H259V74H258V90L256 88V77L251 73V64L240 65V72L237 73V76H244L245 73H249V78L244 80V84L246 87L250 89L249 94L247 97H238L233 95V86L228 85L225 89L223 85L219 83L221 79H223V75ZM229 77L233 75V73H227ZM155 91L152 90V88H148L146 90V95H149L151 97L150 103L152 105V111L156 113V118L152 121L157 131L163 129L165 131H168V140L167 143H163L164 148H168L169 145L172 143V135L171 131L174 128V125L167 121L162 115H160V110L164 107V105L172 106L177 105L179 106L177 110H185L183 108L184 104H189L191 106V102L188 99L187 95L184 93H175L168 96L167 99L157 100L156 99V93L160 91L161 85L159 83H156L153 85ZM80 81L78 80L76 82L75 86V92H80ZM67 94V93H66ZM244 102L246 105V109L248 112L247 116L240 117L239 113L237 112L238 105ZM189 114L191 115V111H189ZM21 119L20 117H17V120ZM150 139H155V137L150 136ZM180 139H177V148L180 146ZM96 143H100V141L97 139ZM255 143V141L253 142ZM21 148L20 144L16 145V150H19ZM171 154V153H169ZM199 155L201 158H203L204 153L200 152ZM156 159L159 160L160 157L156 156ZM137 184H141L142 186L139 187L138 193H134L137 195V198H140V194H146L147 190L149 188V184L147 181H137ZM234 183V182H233ZM141 203H143V200H141ZM261 203L264 205V188H262L261 191ZM199 209L197 208V211ZM167 211V209H165ZM191 214V213H189ZM148 216H149V224H151L152 218H153V209L150 207L148 209ZM113 226L115 227V231L118 233H121L125 240H127L129 233L121 227L119 223H115L110 219L109 224V231L111 232ZM160 228L164 230L165 233H167L168 225L166 223H161ZM31 229H28V235H31ZM145 231L148 233V235L155 236V232L151 231V228L149 226L145 227ZM259 233H260V243L258 246L254 247V251L262 258H264V208H262V219H261V225L259 226ZM98 234V233H97ZM142 239H146L144 237H141ZM205 238L204 235L194 238L191 247L189 249H185V251H190L191 259L183 258V259H173L169 260L167 256L165 255L158 261H152L150 264H222L219 260H205L200 255V247L201 245L196 243V240H203ZM161 244L164 246L165 253L170 251L169 247L167 246V243L165 242L164 238H161ZM205 247H213L214 251H217L220 247L219 244L213 246L211 242L209 241L208 244L204 245ZM45 264H54V261L48 260L47 256L43 257ZM0 264H7V262L4 260L3 255L0 254ZM12 264H32L30 261H24V260H15L12 262ZM223 264H264V259L260 260H253V259H247L244 261H232V260H226L223 262Z\"/></svg>", "mask_w": 264, "mask_h": 264}, {"label": "bare ground", "instance_id": "obj_3", "mask_svg": "<svg viewBox=\"0 0 264 264\" xmlns=\"http://www.w3.org/2000/svg\"><path fill=\"white\" fill-rule=\"evenodd\" d=\"M7 1H8V2H7ZM21 1H22V0H21ZM23 1H24L25 4L28 2V0H26V1L23 0ZM114 1H115V0H113V2H114ZM117 1H118L117 3H116V2H114V3H115V4H118V3L120 2L119 4H131V3H136V2H138V0H117ZM168 1H169V0H168ZM170 1H173V0H170ZM185 1H187V2H185ZM192 1H193V0H191V2H192ZM223 1H224V0H223ZM238 1H240V0H238ZM238 1H237V2H238ZM241 1H244V0H241ZM241 1H240V2H241ZM246 1L249 2V0H246ZM246 1L242 2V4L248 5V4H247L248 2L246 3ZM109 2H110V1H109ZM109 2H107V3H109ZM113 2L111 1L110 3H113ZM175 2H177V1H175ZM175 2L173 1V4H174ZM188 2H189V0H184V3H188ZM212 2L214 3V0H212L211 3H212ZM218 2H219V0H218ZM232 2H233V1H232ZM235 2H236V0H235ZM250 2H253V1H250ZM259 2H260V1H259ZM7 3H9V0H6V5H7ZM31 3H32V2H31ZM110 3H109V4H110ZM168 3H171V2H168ZM223 3H224V2H223ZM256 3H258V2H256ZM256 3L254 2L255 5H256ZM29 4H30V3H29ZM171 4H172V3H171ZM178 4H179V2H178ZM181 4H183V2H182ZM217 4H218V3H217ZM224 4H225V3H224ZM224 4H223V5H224ZM258 4H260V3H258ZM176 5H177V4H176ZM208 5H212V4L209 3ZM219 5H221V1H220ZM223 5H221V6H223ZM230 5H231V4H230ZM232 5H234V4H232ZM238 5H239V2H238ZM240 5H241V4H240ZM249 5H250V4H249ZM213 6H214V5H212V7H213ZM215 6H216V5H215ZM217 6H218V5H217ZM209 9H210V8H209ZM213 9H214V8H213ZM225 9H226V8H225ZM227 9H228V8H227ZM230 9H232V7H231ZM230 9H229V10H230ZM233 9H236V8L233 7ZM251 9H252V8H251ZM128 10H130V9H128ZM128 10L126 9L125 11H128ZM131 10H132V12H135V11H136L135 9H131ZM131 10H130V11H131ZM211 10H212V9H211ZM229 10H228V11H229ZM258 10H259V9H258ZM130 11H129V12H130ZM168 11H169V10H168ZM168 11H167V12H168ZM212 11L215 13V10H212ZM212 11H211V13H213ZM225 11H226V10H225ZM230 11H232V10H230ZM209 12H210V10H209ZM217 13H218V11H217ZM221 13H222V12H221ZM224 13H225V12H224ZM231 13H232V12H231ZM215 14H216V13H215ZM222 14H223V13H222ZM225 14H226V13H225ZM225 14H223V15H225ZM228 14H229V16H231L230 13H228ZM236 14H237V11L235 12V17H236L237 15H238V17H239V14H237V15H236ZM226 15H227V14H226ZM232 15H233V13H232ZM231 17H232V16H231ZM243 17H244V16H243ZM233 18H234V17H233ZM229 19H230V18H229ZM237 19H239V18H237ZM237 19H236V20H237ZM165 20H166V22L168 23V19H165ZM225 20H226V18H225ZM236 20H235V21H236ZM154 21H155V20H154ZM156 21H157V20H156ZM156 21L154 22L155 24H156ZM223 21H224V20H223ZM229 21H233V20H229ZM235 21H234L233 23H235ZM0 22H1V21H0ZM166 22H165V23H166ZM169 22H170V21H169ZM226 22H227V20L224 21L223 23H226ZM148 23L151 24L152 21H151V23H150V21H149ZM167 23H166V24H167ZM236 23H237V22H236ZM149 24L147 25V28H145L146 31L144 30V34L147 32V37H148V34H150V35L152 34L151 31H149V30H150V29H149ZM155 24L150 25V27H153ZM231 24H232V23H231ZM0 25H1V24H0ZM229 25H230V22H229ZM167 26H168V25H167ZM36 28H37V27H36ZM245 28H246V27H245ZM256 28H257V27H256ZM37 30H38V29H37ZM89 30H91V28H90ZM147 30H148V31H147ZM91 31H92V30H91ZM162 31H163V28H162ZM239 31H240V30H239ZM242 31L246 33V31H245L244 29L241 30V32H242ZM148 32H149V33H148ZM160 32H161V31H160ZM0 33H1V32H0ZM223 33H224V32H223ZM245 33H244V34H245ZM144 34H142V35H143L142 37H146V36H145L146 34H145V35H144ZM150 35H149V36H150ZM162 35H163V34H162ZM169 35H171V37L168 36V42L170 41V43H171V39L173 38V35H174V34H170V32H169ZM237 35H238V38H241V39L245 36V35H243V33H242V34L240 33L241 37H239L240 35H239V33H237V31H236V34H234V36L237 37ZM246 35H247V36H246L245 38L248 39V38H249V37H248L249 34L247 33ZM251 35H252V34H251ZM174 36L176 37V35H174ZM263 36H264V34H263ZM175 37H174V38H175ZM247 37H248V38H247ZM162 38H163V36H162ZM164 38H165V37H164ZM170 38H171V39H170ZM176 38H177V37H176ZM233 39H234V38H233ZM253 39H254V40L251 39L250 41H251V42L256 41L255 38H253ZM177 40H178V38H177ZM227 40H228V39H227ZM235 40L238 41V39H235ZM242 40L244 41V39H242ZM173 41H174V39H173ZM228 41H229V40H228ZM233 41H234V40H232V43H233ZM236 41H235V42H236ZM175 42L177 43V42H179V40H178V41L175 40ZM175 42H174V43H175ZM239 42H241V41H239ZM239 42H237V43H239ZM245 42H246V41H244V44H245ZM257 42H259V41H257ZM257 42H256V43H257ZM52 43H53V42L51 41V44H52ZM165 43H166V40L164 39V44H165ZM241 43H242V42H241ZM53 44H54V43H53ZM53 44H52V46H54ZM178 44H179V43H178ZM178 44H175V45L173 44L174 46H171V44H170V46L173 47V48L175 49V46H178ZM246 44L248 45V43H246ZM235 45H236V43L234 44L233 47H236ZM237 45H238V44H237ZM252 45H253V46H252ZM252 45H251V48L256 46V45L254 46L253 43H252ZM23 46H24V47H21V48H22V49H25V44H24ZM55 46H56V45H55ZM55 46H54V47H55ZM179 46H180V45H179ZM239 46H240V45H238L236 48H232V47H231L232 50H231V49H227V50H226V51H228L230 54H231L233 51L236 53V54H235V53L233 52L234 56H232V54H231L230 56L232 57L233 62L235 61L234 59H237V58H238L239 63H238L237 61H235V62H237L238 64H240V63H242V62L244 63V60H245V59H249V58H247L248 55H245V54H244V55H245L246 57H245L244 60H243V58H242V59H239V58H241V56L243 55V54L241 55V53H239L240 55H238V51H235V49H237ZM247 47L249 48V45H248ZM227 48H229V46H228ZM248 48H247V52H248L249 49H250L251 52H253V51L255 50L254 53H253V56H255L254 54L258 53V51L256 52V49L259 48V47H257L256 49H255V48H254V49L252 48L253 51L251 50V48H249V49H248ZM19 49H20V48H19ZM77 49H79V48H77ZM77 49L75 50V51H77V52H76L77 54H75V55H79V56H77V58L79 59V58L81 57V59H82V56H83L84 54L80 52L81 50L78 51ZM165 49H166V48H165ZM171 49H172V48H170V50H171ZM174 49L171 50L172 53H174ZM179 49H180V50H179ZM179 49H176V51L179 50V52H178L179 54H176L177 52L175 51V55L172 54L173 57L171 56V57H172L171 60L174 59L176 62H173V60H172L171 63H173L174 65H175V63H176V67H177V68L179 67V68L181 69V68H184V65L186 64V62H185V61L182 62V58H180V56H182V55H180L181 52H182V51H181L182 49H181L180 47H179ZM233 49H234V50H233ZM239 49H240V48H239ZM245 49H246V48H245ZM229 50H230L231 52H230ZM243 50H244V49H243ZM19 51H22V50L20 49ZM19 51H18V52H19ZM245 51H246V50H245ZM250 51H249V52H250ZM166 52H168V51H166ZM255 52H256V53H255ZM80 53L83 54V55H80ZM132 53H133V52H132ZM182 53H183V55H184V54L187 55V54L184 53V52H182ZM168 54H169V53H168ZM247 54H248V53H247ZM58 55H59V54H58ZM176 55H178L179 57L177 58ZM185 55H184V56H185ZM228 55H229V54H228ZM236 55H237V56H236ZM256 55H257V54H256ZM55 56H56V55H55ZM142 56H143V54H142ZM142 56H141V57H142ZM167 56H168V55H167ZM167 56H166V59H167ZM174 56H176V58H175ZM184 56H183V60H184V58H185ZM187 56H188V55H187ZM239 56H240V57H239ZM249 56H250V55H249ZM258 56H259V54H258ZM235 57H236V58H235ZM243 57H244V56H243ZM250 57H251V56H250ZM204 58H205V57H203V61H204ZM56 59H57V58H56ZM176 59H177V60H176ZM178 59H179V61H178ZM190 59L196 60V58H195V59H194V58H190ZM197 59H198V58H197ZM201 59H202V58H199V59H198V63H199V64H200ZM251 59H252V58H251ZM258 59H259V58H258ZM97 60H98V61H97ZM97 60H95V62H94L95 65H96V62H98V64H100V63H103V61H104V60L101 61L100 59H97ZM99 60H100L101 62H100ZM187 60H188V59H187ZM199 60H200V61H199ZM241 60H243V61L240 62ZM252 60H253V59H252ZM252 60H251V61H252ZM56 61H57V60H56ZM60 61L63 63L62 60H60ZM80 61H82V60H80ZM203 61H202V62H203ZM206 61H207V59H206ZM246 61H248V60H246ZM249 61H250V60H249ZM257 61H258V60H257ZM50 62H51V61H50ZM50 62H49V63H50ZM99 62H100V63H99ZM180 62L185 63V64H184V65L181 64V66L183 65V66L181 67V66H180ZM196 62H197V61H196ZM207 62H208V61H207ZM253 62H255V59H254ZM44 63H45V65H43ZM44 63H42L41 68L43 69V66H47V65H48L49 67H48V66L46 67V68H47V71H48V69H53V68L56 69L57 67H60V66L62 65V64L59 65V64L57 63V64H56L57 67H52V68H50V66H52V65H49V63L47 64V61L44 62ZM138 63H139V62H138ZM193 63H194V62H193ZM245 63H247V62H245ZM248 63H249V62H248ZM177 64H178V65H177ZM188 64H190V65H188V66L186 65V66H187L189 69H190V67H192V65H195V64H192V63H188ZM249 64H250V63H249ZM252 64L254 65V63H252ZM258 64H259V61H258ZM258 64L256 63V66H258ZM36 65H37V64H36ZM56 65H54V63H53V66H56ZM201 65H202V64H201ZM204 65H206V66L209 68L208 65L211 66L212 64H211V63H210V64H207V63L205 62ZM204 65H202V66H204ZM217 65H218V64H217ZM240 65H241V64H240ZM253 65H252V66H253ZM38 66H39V65H38ZM99 66H103V65L100 64ZM186 66H185V67H186ZM197 66H200V65H197ZM254 66H255V65H254ZM61 67H63V66H61ZM61 67H60V69H62ZM173 67H174V66H173ZM187 67H186V69H188ZM213 67H214V66H213ZM258 67H259V66H258ZM195 68H196V67H195ZM198 68H199V67H198ZM205 68H206V67H205ZM217 68H218V69H217ZM251 68H252V67H251ZM60 69L58 68V70H60ZM149 69H150V67H149ZM149 69H148V72H150L151 74H153V72H151L152 70L149 71ZM180 69H179V70H180ZM193 69H194V68H193ZM196 69H197V68H196ZM257 69L259 70V68H257ZM257 69H255V67H254V68H253V71H254V72L252 73V71H251V73L254 75V73H257V72H258V71L256 72ZM202 70L204 71L205 69L202 68ZM202 70H200V71H202ZM206 70H207V69H206ZM206 70H205V72H206ZM215 70H218V71H216V72H219V67H216ZM215 70H214V73H216ZM220 70H221V68H220ZM42 71H43V70H42ZM56 71H57V70H56ZM187 71H188V70H187ZM52 72H53V71H52ZM209 72H210V71H209ZM212 72H213V71H212ZM212 72H211V75L214 74V73L212 74ZM220 72H221V71H220ZM220 72H219V73H220ZM224 72H225V71H224ZM150 73L147 74L146 77H149V78L151 79V76H152V75H150ZM183 74H185V72H183ZM209 74H210V73H209ZM223 74H224V76L226 75V76H225V79H226V78H230L229 76H227V74H225V73H223ZM223 74H222V75H223ZM258 74H259V73H257V75H258ZM148 75H149V76H148ZM186 75H187V74H186ZM197 75H198V74H197ZM183 76H184V75H183ZM205 76H206V75H205ZM207 76H210V75H207ZM207 76H206V77H207ZM236 76H237V75H236ZM244 76H245V75H244ZM244 76H243V79L245 78ZM246 76H247V74H246ZM254 76H255V75H254ZM100 77H102V76H100ZM152 77H154V76H152ZM180 77H181V76H180ZM198 77L201 78V75L198 76ZM206 77H203V76H202V79H203V78H206ZM240 77H241V76H240ZM240 77H239V78H240ZM248 77H249V74H248V76L245 78V80L248 79ZM106 78H108V77H106ZM236 78H237V77H236ZM257 78H258V77H257ZM84 79H85V78H84ZM185 79H187V77H185ZM185 79H184V80H185ZM207 79H208V77H207ZM207 79H206V81H207ZM225 79H221V80H223V81H222L223 83L221 82V80H220L219 82H220L221 84H224V85H223L224 87H226V86H228V85H231L232 82L229 81L228 79H227L228 81H226ZM237 79H238V78H237ZM243 79H241V80H243ZM97 80H98V79H97ZM97 80H94V81L97 82ZM146 80H147V79L145 78L144 83H145V82H147V83H149V82L152 83L151 81H149V80L146 81ZM184 80H183V81H184ZM188 80H189V79H188ZM198 80H199V78H198ZM88 81H89V79H87V82H88ZM94 81H93V82H94ZM109 81H111V79H110V80L108 79V82H109ZM114 81H115V80H114ZM202 81H203V80H202ZM206 81H205V82H206ZM238 81H240V80H238ZM243 81H244V80H243ZM93 82H92V83H93ZM111 82H113V81H111ZM155 82L158 83V81H155ZM184 82H186V81H184ZM198 82H199V81H198ZM205 82H204V83H205ZM227 82H229V83L227 84ZM257 82H258V81H256V83H257ZM105 83H106V84H105ZM156 83H155V84H156ZM169 83H170V82H169ZM200 83H201V80H200ZM225 83H226L227 85H226ZM240 83H241V81H240ZM87 84H89V85L92 86V85L95 84V83L91 84L90 81H89ZM97 84H98V83H97ZM97 84H95L94 86L96 87ZM101 84H102V85H100V88H96L97 90L99 89V91H100V92H99V95H100V96L102 95L101 93H103V92L105 91V90H104L105 87H106V89H107L106 91H108V89H109L110 87H112V86H110L111 83H110V84L108 83V84H109V85H108L109 87L107 88V80H106L104 83H103V81H102ZM165 84H166V83H165ZM165 84H164V85H165ZM181 84H182V82H181ZM89 85H87V86H89ZM103 85H104V86H103ZM111 85H112V84H111ZM147 85H149V84H146V83H145V86H146V87H148ZM152 85H154V84H151V86H152ZM172 85L175 86L174 83H173V84L171 83V86H170L171 88L168 86V83L165 85V86H166L165 88H168V90H169V92H170V94H169V92H167V95H165V96H164V94H162V93H164L166 90H165V88H164V92H163V87H164V86L162 87V85H161V87H162V89H160V91L162 92V93L160 92V94H162L161 97L163 96V97L165 98V97L171 95V93H172V94H175V93H173V92H175V91L178 92V91H177V90H178L177 88H176V90H175V89L173 90ZM179 85H180V84H178L176 87L179 88ZM225 85H226V86H225ZM91 86H90V87H91ZM149 86H150V85H149ZM151 86H150V87H151ZM167 86H168V87H167ZM232 86H233V85H232ZM90 87H87V88H90ZM102 87H103V88H102ZM150 87H149V88H150ZM180 87H181V86H180ZM188 87H189V86H188ZM195 87H196V85H195ZM203 87H204L205 89L208 88V87L206 88V85L204 86V84H203ZM203 87L201 86V87H198V88H199V90H200L201 88L203 89ZM236 87H237V86H236ZM236 87H233V89H236ZM101 88H102V89H101ZM151 88H152V87H151ZM191 88H192V87L190 86L189 89L191 90ZM211 88H212V87H211ZM211 88H208V89H209L208 92H211V93H212L214 90H212L213 88H212V89H211ZM244 88H245V87H244ZM244 88L241 89V88L238 87V88L236 89V90H239L238 94H237L236 90H233V93L235 94V92H236V94L239 95V96L243 93L241 96H245L244 94H245V89H246V88H245V89H244ZM257 88H258V87H257ZM90 89H92V87H91ZM100 89H101V90H100ZM208 89H207V90H208ZM214 89H215V88H214ZM93 90H94V91H97V90H95V88H94ZM102 90H104V91L101 92ZM146 90H147V89H146ZM170 90H171V91H170ZM199 90L195 89V91H196L197 93L193 90V92H195V93L198 95V97H199V95H200V96H203V95L205 96V95H207V93H208V92L206 93V91H204L205 94H203V92L201 91V93H200ZM203 90H204V89H203ZM241 90H242V91H241ZM243 90H244V91H243ZM45 91H46L47 93L49 92V91H47V90L45 89V90H44V94H42L43 92L41 93V94H42V95H40L41 97H42L43 95H45V93H46ZM109 91H110L109 94H111V96L108 94L106 97H104V99L106 98V99L112 100V98H111V97H112V90L109 89ZM185 92H186V94H187V91H185ZM240 92H242V93L240 94ZM39 93H40V92H39ZM94 93H95V92H91V93L89 92V94H88L87 96L93 95L94 97H96L95 100L99 99L100 97L97 96L98 94H94ZM96 93H98V92H96ZM104 93H106V92H104ZM104 93H103V95H105ZM120 93H121V92H120ZM133 93H134V92H133ZM136 93H137V91H136ZM181 93H183V92L181 91ZM195 93H193V94H195ZM199 93H200V94H199ZM211 93H210V94H211ZM233 93H232V94H233ZM165 94H166V92H165ZM70 95H71V94H70ZM103 95H102V100H101V101H103V102L105 101V102H106V105H107V104H109V106H110V105H113V101L110 102V101H108V100H103ZM158 95H159V92L157 93L156 96L159 97L160 95H159V96H158ZM189 95H190V94H188V97H189ZM47 96L50 97V94L47 95ZM47 96H45L47 99L44 97V98L46 99V101H44L45 103H47V102L49 101V97H47ZM108 96H110L111 99H110ZM140 96H142V95H140ZM148 96H149V95H147V96H143V100H146V101H147V99H148L147 97H148ZM235 96H236V95H235ZM246 96H247V95H246ZM94 97H91V98H94ZM132 97L135 98L134 95L131 96V98H129L130 100L128 99L129 103L131 102V100H132V102L134 101V99H132ZM144 97H145V98H144ZM157 97H156V98H157ZM161 97H160V98H161ZM44 98H40V99H44ZM87 98H88V97H87ZM91 98H90V99H91ZM121 98H122V97H121ZM146 98H147V99H146ZM190 98H191V97H190ZM192 98H193V97H192ZM196 98H197V97H196ZM135 99H137V97H136ZM138 99H140V100H138V102H139V101H142V98H141V97L138 98ZM149 99H150V98H149ZM158 99H159V98H158ZM201 99H202V97H201ZM88 100H89V99H88ZM92 100H93V99H92ZM95 100H94V101H95ZM107 101H108V103H107ZM128 101L125 102V100H124V102H125L124 105H128V104H129ZM135 101H136V100H135ZM135 101L132 103L131 106L134 105ZM146 101H145V102L143 101L144 103H142V104H145ZM208 101H209V100H208ZM208 101H207V103L212 104V103H210L211 100H210L209 102H208ZM44 102L42 101V103H44ZM98 102H99V100H98ZM195 102H196V101H195ZM204 102H206V100H205ZM204 102L201 103V104H203V105H201L202 109L200 110V112L203 113L204 115H207V116H208V114L211 113V112L213 111L212 108H213L214 106H213V107L211 106L212 108L210 109V105H207V103L204 104ZM99 103H100V102H99ZM104 104H105V103H104ZM138 104H139V103H138ZM192 104H194V103H192ZM192 104H191V105H192ZM196 104H197V103H195V106H196ZM48 105H50V104H48ZM89 105H91V104H89ZM89 105H88V106H89ZM147 105H148V106L151 105L150 100H149V104L147 103ZM147 105H145V106H147ZM184 105H185V104H184ZM184 105H183V108H184ZM93 106H94V104H92L91 106H89V108L87 107V108L85 109V111L88 110V109H91V107H93ZM102 106H104V105H102ZM113 106H114V105H113ZM116 106H117V105H116ZM145 106H144V107H145ZM173 106H174V105H173ZM173 106H172V107H173ZM188 106H189V105H188ZM195 106H194V108H195ZM206 106L209 107V108H208L209 110L207 109ZM44 107H45V106H44ZM46 107H48V106H46ZM111 107H112V106H111ZM125 107H126V106H125ZM144 107H143V106L140 107V108H141V111L143 110L142 108H144ZM149 107H150V106H149ZM151 107H152V106H151ZM151 107L149 108L150 111H149V110H146V112L149 111L148 113H150L151 110H152ZM167 107H168L167 105H166V107L164 106V108H167ZM169 107H170V106H169ZM176 107H177V106H175V108H176ZM189 107H191V106H189ZM204 107H205L206 109H204ZM48 108H49V107H48ZM48 108H47V109H48ZM116 108H117V107H116ZM118 108H119V107H118ZM121 108H122V107H121ZM121 108H119V109L121 110ZM127 108H130V110H132V108H135V106L132 107V108L128 106ZM185 108H188V107L185 106ZM191 108H192V107H191ZM191 108H190V109H191ZM194 108H193V109H194ZM245 108H246V107H245ZM47 109H45L46 112H48ZM147 109H148V108H147ZM173 109H174V108H173ZM176 109H178V108H176ZM203 109H204V112H203ZM213 109H214V108H213ZM48 110H50V109H48ZM107 110H108V109H107ZM109 110H110V109H109ZM124 110H125V109H124ZM126 110H128V109H126ZM130 110H128V111H130ZM133 110H134V109H133ZM139 110H140V109H139ZM194 110H195V109H194ZM207 110H208L209 112H208ZM211 110H212V111H211ZM215 110H216V109H215ZM244 110H245V109H244ZM52 111H53V110H52ZM82 111H83V109H82ZM85 111H84V112H85ZM90 111H91V110H88V112H90ZM93 111L95 112V110H92V111H91V112L93 113V116H94L95 114L97 115V113L94 114ZM111 111H112V110H110V112H111ZM134 111H135V110H134ZM136 111H138V110H136ZM171 111H172V110H171ZM195 111H196V110H195ZM210 111H211V112H210ZM245 111L247 112V110H245ZM53 112H54V111H53ZM84 112H82V115H83ZM91 112H90V113H91ZM101 112H102V111H100V113H101ZM106 112H107V113H106ZM106 112H105V109H104L103 112H102V114H103V113H105V114H103V116H104V115L106 116V114L109 113L108 111H106ZM142 112L144 113L145 111H142ZM142 112H141V113H142ZM152 112H153V111H152ZM172 112H174V111H172ZM200 112H199V113H200ZM213 112H214V111H213ZM86 113H87V112H86ZM90 113H89V115H88V113H87V115H86V114H84V115H85V116H89V118H90V117H91ZM112 113H113V111H112ZM112 113H111V116H110V117H113L112 115H114V116L117 115V113H114V114H112ZM130 113H131V112H130ZM133 113H134V112H133ZM133 113H132V114H133ZM141 113H140V117H142V115H143V114H141ZM201 113H200V115H201ZM244 113H245V112H244ZM49 114H50V115H49ZM53 114H54V113H52V114H51V113H48V116L51 117ZM146 114H147V113H146ZM212 114H213V113H212ZM247 114H248V112H247ZM56 115H58V114L55 113L53 117H56ZM71 115H72V114H71ZM79 115H81V111H80V114H79ZM84 115H83V116H84ZM108 115H110V113H109ZM151 115L154 117V115L156 116V113H154V112H153L152 114L150 113V115H149V117H148V118H151V121H153L156 117H155V118H152ZM117 116H118V115H117ZM150 116H151V117H150ZM171 116H172V115H171ZM201 116H202V115H201ZM207 116H206V117H207ZM244 116H246V115H244ZM5 117H6V116H5ZM77 117H78V115H77ZM100 117H101V114H100ZM108 117H109V116H108ZM119 117H120V116H119ZM133 117H134V116H133ZM143 117H145V115H144ZM143 117H142V118H143ZM173 117H174V116H173ZM204 117H205V116H202L201 118H204ZM206 117H205V118H206ZM0 118H1V117H0ZM66 118H67V121H68L67 124H68V125H69V123L72 124L70 121H73V120H72L73 118H70V120L68 119V117H66ZM66 118L64 117V119H66ZM114 118H117V117L115 116ZM136 118H137V117H136ZM168 118H169V117H168ZM12 119H13V118H12ZM75 119H77L76 116H75L74 120H75ZM78 119H79V123L81 124L82 122H81L80 118H78ZM134 119H135V118H134ZM140 119H141V118H140ZM143 119H145V118H143ZM206 119H207V118H206ZM253 119H254V118H253ZM257 119L259 120V117H258ZM15 120H16V118H15ZM106 120H107V119H106ZM119 120H121V117H120V119H117V120H116V121H118V122L116 123V125L119 123V124H121V125H118V126H123L122 123L124 124V121H123V122L121 121V122H122V123H121V122H119ZM123 120H124V119H123ZM135 120H136V119H135ZM250 120H251V118H250ZM255 120H256V118H255ZM6 121H7V120H6ZM13 121H14V120H13ZM13 121H12V123H11L12 125L15 124V123L17 122V121H16L15 123H13ZM61 121H62V120H61ZM65 121H66V120H65ZM137 121H138V119H137ZM184 121H186V120L184 119ZM189 121H190V120H189ZM251 121H252V120H251ZM1 122H2V121H1ZM1 122H0V123H1ZM4 122H5V120H4ZM22 122H23V121H22ZM106 122H108V121H106ZM114 122H115V120H114ZM146 122H147V120H146ZM219 122L222 123L220 120L217 121L218 124H219ZM255 122H257V121H255ZM2 123H3V122H2ZM61 123H62V122H61ZM76 123H77V125H78V122H76ZM144 123H145V122H144ZM249 123H250V122H249ZM16 124H17V126H16V125H15V126L18 127L19 122L16 123ZM73 124H74V123H73ZM73 124H72V125H69V126H70V127L72 126L71 128H72V129H75V128L77 127V125L74 126ZM82 124H83V125H82L81 128H82L84 131H83L81 128H80V129H81L83 132H86V131L88 130V132H86V133H89V132L91 131V134L93 133V131H95V129H94V128H96L95 125H97V124L100 125L99 123H96V124H94L93 126H91V124H90V125L88 124V126H91V127H92V128L89 127V129H90V131H89V129H88V127H87V122H86V124H84V123H82ZM139 124H140V123H139ZM176 124H177V123H176ZM183 124H184V123H183ZM195 124H196V123H194L193 125H191V127H195V126H196L195 128H197V127L199 126V125H198L199 123L197 124L198 126L195 125ZM65 125H66V123H65ZM84 125H85V126H84ZM104 125H106V124H105V123H102V125H100V129H101V127L103 126V127H104L103 131H107V132H108V130H109V132H110V127H109V129H107L108 126L106 127V126H104ZM181 125H182V123H181ZM4 126H6V125H4ZM8 126H9V125H8ZM20 126H21V125H20ZM69 126H68V127H69ZM125 126H127V125H125ZM138 126H139V128L144 129L143 131L140 129V131L146 133L145 131H146V129H147L148 127H147V128H143V127H142V124H141V127H140V125H138ZM138 126H137V127H138ZM143 126H144V125H143ZM148 126H150V124H149ZM151 126H152V125H151ZM177 126L179 127L178 124H177V125H174V128L177 127ZM9 127L11 128V125H10ZM12 127H13V129H14V126H12ZM22 127H23V126H22ZM28 127H29V126H28ZM28 127H26V128H27L26 132H25L24 129H22V128H21L22 130H20V129L18 130V128L14 129V130H15V132H16V131H21V132L23 131V132L27 133V131L29 130ZM74 127H75V128H74ZM84 127H86L87 130H85ZM105 127H106V128H105ZM123 127H124V126H123ZM144 127H145V126H144ZM153 127H154V124H153ZM129 128H133V127H129ZM199 128H200V127H199ZM201 128H202V124H201ZM236 128H237V127H236ZM242 128H243V127H242ZM242 128H241V130H242ZM31 129H33V128H30V130H31ZM96 129H97V128H96ZM105 129H106V130H105ZM125 129L127 130V128H125ZM133 129L135 130L136 128H133ZM154 129H155V127H154ZM237 129H238V128H237ZM239 129H240V127H239ZM239 129H238V130L233 129L232 131H233V132H236V131H239ZM30 130H29V131H30ZM33 130H34V129H33ZM67 130H68V129H67ZM75 130H76V129H75ZM98 130H99V129H98ZM235 130H236V131H235ZM241 130H240V131H241ZM70 131H71V130H70ZM70 131H69L68 133H70ZM73 131H74V130H73ZM111 131H113V129H112ZM137 131H138V130H137ZM170 131H172V130H170ZM35 132H36V131H35ZM38 132H40V131L37 130V133H38ZM98 132H99V131H98ZM100 132H102V130H100ZM114 132H115V130H114ZM114 132H113V133H114ZM122 132H125L126 134L129 133V132H126L125 130L122 131ZM148 132H149V133H147L148 136H147L146 138L149 137L148 140H151V141L153 140V141H152V142H154V143L152 144L153 146H154L155 143H157V144H156L157 146H158V144H159V143L157 142V141H159V139L155 142V139H156V138H163V137H159V134H160V133L165 132L164 134H166V136H167V137H165V135H164V138H165V139L168 138V134H169V133H166V131L163 130V129L157 131V133H156V134H158L157 136H154L155 132H151V133H150L149 128H148ZM181 132H183V131L181 130ZM181 132H179V135H181V137H179V139H183V133L180 134ZM257 132L259 133L260 131L256 129L255 134H256ZM16 133H17V132H16ZM18 133H19V132H18ZM28 133H29V132H28ZM153 133H154V134H153ZM236 133H237V132H236ZM239 133H240V132H238V134H239ZM258 133H257V134H258ZM35 134H36V133H35ZM89 134H90V133H89ZM122 134H123V137H121V138L124 139V142L127 144V141H125L126 138L124 137L125 134H124V133H122ZM122 134H121V135H122ZM147 134H146V135H147ZM150 134H152V135H150ZM171 134H172V136H173V133H172V132H171ZM214 134H215V133H214ZM218 134H219V132H216V135H215V136H216V139H215V140L218 141L220 144H222V142H220V140H217V139H220V138H219L220 136H219ZM29 135H31V133L28 134V136H29ZM67 135H68V138H66V140L68 139L67 142L72 144V142H70V139H69V138H70L69 134H67ZM73 135H74V133H73ZM94 135H95V134H94ZM118 135L121 136L120 134H118ZM130 135H132V134H129L128 136H130ZM141 135H143V134L141 133ZM259 135H260V134H259ZM84 136H85V133H84ZM84 136H83V138H84ZM95 136H96V135H95ZM150 136L155 137V139H150ZM161 136H163V134H162ZM213 136H214V135H213ZM85 137H86V136H85ZM126 137H127V135H126ZM130 137H131V140H132L133 135L130 136ZM49 138H51V137H49ZM49 138H48V139H49ZM80 138H81V137H80ZM87 138H88L89 141L92 139V138H90L89 136H87ZM89 138H90V139H89ZM118 138H119V137H118ZM164 138H163V139H164ZM174 138H176V137H173L172 140H173L174 144H176V143H175V140H176V139L174 140ZM81 139H82V138H81ZM81 139H80V140H81ZM84 139H85V138H84ZM84 139H82V140L84 141ZM119 139H120V138H119ZM177 139H178V138H177ZM211 139H212V137H210L209 139H207V141H208V140H211ZM66 140H64L63 143H66ZM115 140H117V138H115ZM115 140H112V141L116 142ZM127 140L129 141L128 138H127ZM183 140H184V139H183ZM205 140H206V139H205ZM229 140H230V139H229ZM17 141H18V140H17ZM117 141H118V140H117ZM119 141H120V140H119ZM119 141H118V143H119ZM151 141H149V142L147 141L148 144L151 143ZM161 141H162V140H160L159 142H161ZM176 141H177V140H176ZM185 141H186V140H185ZM227 141H228V140H227ZM235 141H236V140H233V141L231 142V140H230L229 142L232 144V143L235 142ZM254 141H255V140H254ZM254 141H253V142H254ZM84 142H88V141L86 140V141H84ZM129 142H130V141H129ZM147 142H146V143H147ZM182 142H183V141H182ZM193 142H194V141H193ZM229 142H227V143L229 144ZM18 143H19V142H18ZM18 143H17V144H18ZM68 143H67V144H68ZM76 143H77V142H76ZM92 143H94V142H92ZM92 143H91V144H92ZM116 143H117V142H116ZM116 143H113V144H116ZM122 143H123V142H122ZM180 143H181V142H180ZM202 143H203V142H202ZM61 144H62V143H61ZM61 144H60V145H61ZM71 144H68V145H71ZM88 144H89V142H88ZM134 144H135V143H134ZM182 144H187V143L184 142V143H182ZM182 144H181V145H182ZM193 144H195V143H192V144H191V145H192V146H191L192 148H193V146H194ZM224 144H225V143H224ZM245 144H246V143H245ZM50 145H51V144H50ZM95 145L97 146V144H95ZM124 145H125V144H124ZM128 145H129V144H128ZM132 145H133V144H132ZM160 145H161V144H159V146H160ZM162 145H163V143H162ZM21 146H22V145H21ZM48 146H49V145H48ZM74 146H75V144H74ZM145 146H146V147H149V148H150V151L147 152V150H146V151L143 150V152H147V153L150 152V153H151V151H152V152H154V154H155L154 156H158V154H161V152H162V151L159 149V147H157V146H156V147H155V146H154V147H151L150 145H149V146H148V145H145ZM176 146H177V145H176ZM240 146H241V145H240ZM245 146L247 147V145H242V147H245ZM14 147H15V146H13V149L11 148L13 151H14ZM70 147H72V146H70ZM87 147H88V145H87ZM87 147H84V148L86 149ZM110 147H111V146H110ZM246 147H245V148H246ZM21 148H22V147H21ZM47 148H48V147H47ZM54 148H55V145H54ZM54 148H53V145H52V151H53ZM84 148H83V149H84ZM104 148H107V146H105ZM153 148H155V149L153 150ZM156 148H158V149L160 150V152H159V150H156ZM163 148H164V147H163ZM205 148H206V146H205ZM230 148H231V149H234V148H233V145H232ZM238 148H239V147H238ZM245 148H244V150H245ZM26 149H27V148H26ZM55 149H56V148H55ZM55 149H54V150H55ZM88 149H89V150H88ZM88 149H87V151H91V150H92V148H91V150H90V148H88ZM98 149H99V148H98ZM98 149H97L98 152H99V150L101 151V148H100L99 150H98ZM107 149H108V148H107ZM107 149H106V150H107ZM142 149H144V146L142 147ZM142 149H141V150H142ZM195 149H196V148H195ZM199 149H202V147L199 148ZM226 149L228 150V148H226ZM241 149H242V148H241ZM12 150L10 151V153L12 152ZM38 150H39V151H38ZM56 150H58V149H56ZM133 150H134V149H133ZM229 150H230V149H229ZM234 150L238 151V150L236 149V147H235ZM234 150L229 151V153H227V151L225 150V151H226V152H225V153H226V154H225L226 157H228V154H229V156H230V155L235 156V158H236V156H237V158H236V159L234 158V160H235V161H236V160L238 161V158L240 157V154H242L243 156L245 155V154H243V153H244L243 149H242V152H243V153H242V152L236 153ZM15 151H16V150H15ZM19 151H20V149H19ZM26 151H28V150H26ZM36 151H37V152H36ZM36 151L34 152L35 155H37L38 153H41V154L44 153V155H45V154L47 155V153H48V152H46V151L43 152L44 150H40V149H36ZM40 151H41V152H40ZM58 151H59V150H58ZM84 151L86 152V150H84ZM136 151H137V150H136ZM136 151H135V152H136ZM156 151L158 152V154H156ZM171 151H172V150H171ZM232 151H234L236 154L234 153V154H235V155H234ZM240 151H241V150H240ZM245 151H246V150H245ZM42 152H43V153H42ZM81 152L83 153V150H82ZM95 152H96V149H95ZM102 152H103V151H102ZM105 152H106V151H105ZM121 152H122V151H121ZM132 152H134V151H132ZM132 152H131V153H132ZM164 152H165V151H164ZM164 152H163V153H164ZM166 152H167V151H166ZM169 152H170V151H169ZM199 152H200V150L197 151V154H195V152H194L193 154L196 155V156H198ZM231 152H232V153H231ZM246 152H247V151H246ZM246 152H245V153H246ZM10 153H9V154H10ZM93 153H94V150L91 152V155H92ZM150 153H149V154H150ZM49 154H50V152L48 153V155H49ZM140 154H142V153H140ZM151 154H152V153H151ZM179 154H180V151H178V153H176V155H179ZM193 154H192V155H193ZM35 155H34V156H35ZM173 155H175V154H173ZM182 155H183V154H182ZM187 155H189L190 157L187 156ZM192 155H191V153H190V154L186 153L185 158H188V157H189V159H192L193 156H194V155H193V156H192ZM238 155H239V157H238ZM246 155H247V154H246ZM253 155L256 157V158H255V157L253 156L254 159H255L256 161H252V163L255 162L256 166H254V167H258L259 165H257V164H258L257 161L260 162V161H261V157L258 158V157H259L258 155H255V154H253ZM15 156H16V155H15ZM23 156H24V155H23ZM149 156H150V155H149ZM160 156H162V154H161ZM191 156H192V157H191ZM10 157H11V155H10ZM16 157H18V156H16ZM37 157H38V156H37ZM43 157H44V156H43ZM72 157H73V156H72ZM89 157H90V154H89ZM91 157L94 158L93 156H91ZM91 157H90V158H91ZM104 157H105V156H104ZM180 157H181V156H180ZM180 157L177 156L176 158H178V160H179ZM194 157H195V156H194ZM199 157H200V155H199ZM226 157H224V158H226ZM230 157H232V156H230ZM230 157H229V159L231 160L232 158H230ZM248 157H249V156H248ZM11 158H12V157H11ZM22 158H23V157H22ZM33 158H34V157L32 156V159H33ZM151 158H152V156L150 157V159H151ZM183 158H184V155H183V157H181L180 159L182 160ZM197 158H198V157H196V159H197ZM200 158H201V157H200ZM240 158H241V157H240ZM240 158H239V160L241 161L242 158H241V159H240ZM251 158H252V157H251ZM29 159L31 160V158H29ZM37 159H38V158H37ZM146 159L148 160L149 158H146ZM204 159H205V162H206V161H209L208 158H206L205 156H204V158L201 159V160H204ZM220 159H221V158H220ZM246 159H249V158H246ZM246 159H245V160L242 159L243 162H241V163H244V164H248V165H249L250 162H249V160H246ZM7 160H8V158H7ZM26 160H27V161H26ZM26 160H25V161H22V162H23V163H22V162H20V160L18 159V161H16L17 163L15 162V163H16V166H20V164H19L18 162H20L21 164L27 163V162H28V159L26 158ZM33 160H35V158H34ZM95 160H96V159H95ZM140 160H141V159H140ZM183 160H184V159H183ZM192 160L195 161V162L197 163L196 165L194 164L196 167H197L198 164H199V167H200V166L202 167L203 163H205V162L202 161V162H200V163L202 164V165H201L199 162H197V161H200V160L197 159V161H196V160H194V158H193ZM192 160H191V161H192ZM234 160H232V162H233ZM89 161H90V159H89ZM89 161H88V162L86 161V164H87V163L89 164ZM93 161H94V160H93ZM148 161H149V160H148ZM152 161H153V160H152ZM152 161H151L150 163H153V162L156 163V162H155V158H154V161H153V162H152ZM193 161H192V162H193ZM240 161H239L238 163H237V162H233V163L239 164ZM244 161H246V163H245ZM247 161H248L249 163H248ZM140 162H142V161H140ZM140 162H139V163H140ZM146 162H147V161H146ZM182 162H183V161H182ZM182 162H181V164H182ZM186 162H187V161H186ZM192 162L189 163V161H188V163L191 164V165H192ZM209 162H210V161H209ZM211 162H212V161H211ZM224 162H225V161H224ZM230 162H231V161H230ZM230 162H229V163H230ZM232 162H231V163H232ZM129 163H135V162H129ZM150 163H149V164H150ZM183 163H185V162H183ZM188 163L185 164V167H186V168H187V164H188ZM206 163H207V162H206ZM221 163H222V162H221ZM84 164H85V163H84ZM88 164H87V165H88ZM114 164H115V163H114ZM137 164H138V163H137ZM145 164H146V163H145ZM145 164H142V163H141L140 165H137V167L139 166L138 168H143V165H145ZM149 164H148V165H149ZM156 164H157V163H156ZM156 164H155V165L153 164V165H154L155 167H158ZM208 164H210V163H208ZM223 164H224L223 166H225L226 163H223ZM227 164H228V163H227ZM255 164H253V165H255ZM87 165H86V166H87ZM91 165L94 167V164H93V163H92ZM151 165H152V164H151ZM151 165H149V166H151ZM160 165H161V164H160ZM160 165H159V167H160L159 170H160L161 173H164V171H162L163 168L161 169V166H160ZM182 165H183V164H182ZM211 165H212V167H213V164H212V163H211ZM211 165H210V166L207 165V167H211ZM219 165H220V164H219ZM250 165L252 166V164H250ZM250 165H249V166H250ZM226 166H227V165H226ZM144 167H145V166H144ZM146 167H148V166H146ZM146 167H145V168H146ZM151 167H152V166H151ZM162 167H164V166H162ZM212 167H211V168H212ZM6 168H7V167H6ZM165 168H166V167H165ZM165 168H164V169H165ZM186 168H185V169H186ZM211 168H210V169H211ZM218 168H220V167H218ZM74 169H75V168H74ZM88 169H89V168H88ZM88 169H87V170H88ZM91 169H93V168H91ZM164 169H163V170H164ZM208 169H209V168H208ZM2 170H4V169H1V171H2ZM6 170H7V169H5V173H7ZM73 171H74V174H73V175L76 176V175H77V169H75V170H73ZM73 171H72V173H73ZM149 171H150V170H149ZM157 171H158V169H157ZM157 171H156V172H157ZM166 171H167V170L165 169V173H166ZM169 171H170V168H168V172H169ZM172 171L174 172V171H176V170L173 169V170H171L170 172H172ZM2 172H3V171H2ZM2 172H0V173L3 174L4 172H3V173H2ZM86 172H87V171H86ZM117 172H118V171H117ZM160 172L158 171L157 173H159V175H160V174H161ZM170 172L168 173V175L171 174ZM173 172H172V173H173ZM197 172H198V171H197ZM75 173H76V174H75ZM88 173L90 174V172H88ZM157 173H155V175H156ZM165 173H164V174H165ZM175 173H176V172H175ZM190 173H191V172H190ZM192 173H193V172H192ZM1 174H0V176H3V175H1ZM33 174H34V173H33ZM89 174H87V175H89ZM91 174H92V173H91ZM150 174H151V173H150ZM180 174H181V173H180ZM180 174H179V172H178V174H177V173H176V174L173 173V175H175V177H176V176L178 177V175H180ZM4 175H5V174H4ZM34 175H35V174H34ZM93 175H94V174H93ZM93 175H91V176H93ZM117 175H118V174H117ZM155 175H154V176H155ZM159 175H158V176H159ZM89 176H90V175H89ZM91 176H90V177H91ZM95 176H96V174H95ZM118 176H121V178H123V177H122V174H121V175H118ZM158 176H157V177H158ZM162 176H163V175H160L159 177L161 178ZM191 176H192V175H191ZM219 176H220V175H219ZM5 177H6V178H5ZM32 177L34 178L33 175H32ZM41 177H42V176H41ZM149 177H150V176H149ZM163 177H164V176H163ZM165 177H166V176H165ZM165 177H164V178H165ZM169 177H174V176H169ZM187 177H188V176H187ZM187 177H186V178H187ZM193 177H194V176H193ZM199 177H200V176H199ZM30 178H31V177H30ZM33 178H32V179H33ZM35 178H36V177H35ZM46 178H48V177H46ZM46 178H45V180H46ZM73 178H75V177H73ZM121 178H120V180H121ZM151 178H152V177H151ZM160 178H159V179H160ZM167 178H168V177H167ZM191 178H192V177H190L189 179L187 178L188 180H185L186 182H184V180H183V182H181L180 184H184V183L186 184L187 182H188V183H189V182H192V183L194 184V182H197V180L193 181V180H191ZM5 179H6V182H5V183H7L8 180H10V182H11V181L14 179V177H13V178H9L8 176L5 175V176H4V179H3V182H2V180H1V178H0V182H1V183H0V188H2L1 186H3L2 183H4V180H5ZM32 179H31V180H32ZM40 179H41V182H42V180L44 179V176H43V178H39V181H36V180L33 179V181H31V182H32L31 185H35V187H36V185L40 184V185H41L40 187L43 188V186H44L45 184H44L43 186H42V184L45 183V181H43V183H39V182H40ZM98 179H99V178H98ZM155 179H157V178L155 177ZM155 179H154V180H155ZM159 179H158V180H159ZM178 179H179V178H178ZM193 179H195V178H193ZM27 180H28V178H27ZM27 180H26L27 183L24 182V184H23V183H18L15 179L11 182L12 184H11L10 182H9V183H10L11 185H13V183H14V188H18V187H20V186H22V185H26V184L28 185V184H29L28 182H30V180H29V181H27ZM37 180H38V177H37ZM99 180H100L99 182H97V183L95 182V183H94L95 185H94V184L92 185V186H94L93 189L96 188V189H98V191L100 190L99 188H101L100 183H101V180H103V179L101 178V179H99ZM120 180H118V181H120ZM130 180H133V181H134V179H132V178H131ZM150 180H152V179H150ZM154 180H152L153 183H154ZM14 181H15V182H14ZM125 181L127 182V181H129V180H126V179H125V180L123 181V179H122V182H125ZM139 181H140V180H139ZM143 181H145V180H143ZM200 181H201V180H200ZM34 182H36V183L38 182V184H36V183H34ZM47 182H49V180H47ZM122 182L120 181V183L117 184V186H119V185L121 184L119 187L122 186V188L119 190V191H122V190H123V191H122V195H121V192H119L120 194L118 193L120 196H123V197H121V198L124 200V198H125L127 195L135 196V197H136V195H131L132 193L129 194L131 190H130L127 194H125L126 191H124V189H125V187L127 186V183L125 182V183H123V185H122ZM136 182H137V181H134L133 183L131 182L133 186H130V185H129V186L132 187V188H130V187H128V188L134 190L136 187H137V188H139V186L141 187V185H139V184L136 185V184H137ZM140 182H141V181H140ZM204 182H206V181L204 180ZM204 182H203V183H204ZM5 183H4V184H5ZM25 183H26V184H25ZM156 183H158V181H156ZM160 183H161V185L164 186V184H162V182H160ZM160 183H159V184H160ZM188 183H187V185H185V186H190L189 184H191L192 187L195 186V184L192 185V183H189V184H188ZM206 183H208V184L210 185L209 182H206ZM1 184H2V185H1ZM15 184L17 185V187H15ZM20 184H21V185H20ZM47 184H48V183H47ZM165 184H166V183H165ZM180 184H179V185H180ZM198 184H200V183L197 182L196 186H197ZM18 185H19V186H18ZM96 185L98 186V188L96 187ZM135 185H136V186H135ZM173 185H175V184H173ZM205 185H206V184H204V186H203L204 189H205ZM28 186H30V184H29ZM45 186H46V185H45ZM124 186H125V187H124ZM166 186H167V185H165V189H166ZM177 186H178V185H177ZM198 186H199V185H198ZM3 187H4V186H3ZM5 187H6V185H5ZM37 187L39 188V186H37ZM37 187H36V188H37ZM133 187H135V188H133ZM203 187H202V188H203ZM207 187H209V186H207ZM207 187H206V188H207ZM226 187H227V186H226ZM21 188H22V189H21ZM21 188L18 189V190H17V189H14V190L12 191V192H13L12 194H11V191H10V196H7V199H8L9 197H11L12 195H14V193H15L14 196L18 197L17 194H20V192H22V190L26 191V186H23V187H21ZM24 188H25V189H24ZM36 188H35V189H36ZM38 188H37V189H38ZM91 188H92V187H91ZM128 188H127V189H128ZM137 188L135 189V191L137 190ZM167 188H172V187H168V186H167ZM178 188H179V187H178ZM182 188H183V187H182ZM188 188H190V187H188ZM4 189H5V188H4ZM12 189H13V187L11 186V190H12ZM160 189H161V188H160ZM208 189H209V188H208ZM15 190H17V191H15ZM116 190H118V187H117ZM125 190H126V189H125ZM173 190H174V189H173ZM206 190H207V189H206ZM2 191H4V190L1 189L0 193H1ZM14 191H15V192H14ZM24 191H23V193H25ZM127 191H128V190H127ZM171 191H172V190H171ZM257 191H260V190H257ZM16 192H19V193L16 194ZM27 192H28V191H27ZM132 192H133V191H132ZM23 193H22V194H23ZM115 193H116V192H115ZM209 193H210V192H209ZM255 193H257V192H255ZM5 194H6V193H5ZM27 194H29V195H27V196H30L31 193H27ZM32 194L34 195V193H32ZM260 194H261V193H260ZM6 195H9V194H6ZM140 195H141V194H140ZM145 195H146V194H145ZM159 195H160V194H159ZM163 195H164V194H163ZM210 195H211V193H210V194H206L205 197L207 198V197L210 196ZM258 195H259V194H258ZM20 196H21V195H20ZM20 196H19V198H22V199H24V197L27 198L26 194H25V196L23 195V197H20ZM114 196H115V195H114ZM114 196H113L112 198H111L110 196H109V197H110L111 200H112L113 198H115ZM124 196H125V197H124ZM142 196H143V195H142ZM142 196H140L141 199H139V201L142 200ZM127 197H128V196H127ZM189 197L191 198V196H187V197L185 196V198H188V199L190 200ZM196 197H197V196H196ZM5 198H6V197H5ZM12 198H13V197H11L10 199H12ZM121 198L118 197L117 199H119V201H120ZM145 198H146V197H145ZM145 198L143 199V200H144L143 202H145V203H146V200H148V199H151V200H152V198L149 197V196H148V199H145ZM206 198H205V199H206ZM7 199H6V200H7ZM27 199H28V198H27ZM117 199H115V200H117ZM155 199H156V198H155ZM155 199H154V200H155ZM157 199H158V198H157ZM157 199H156V201H157ZM201 199H202V200H201L202 202H203V200H204V202L206 201L204 198H201ZM211 199H212V198H210V200H209V199H208V200L211 201ZM12 200H14V198H13ZM151 200H150V201L148 200L149 203H150L151 205H152V203L156 204V201L153 200L154 202L151 203ZM158 200H159V199H158ZM195 200L198 201V203H196V204H201V203H202V202H200V198H199V197H198L197 199H194V203H195ZM14 201H15V200H14ZM19 201H20V200H19ZM99 201H100V200H99ZM99 201L97 200V202H99ZM8 202H9V201H8ZM22 202H23V201H22ZM69 202H70V201H69ZM157 202H158V201H157ZM225 202H226V201H225ZM225 202L223 203V205L225 204ZM70 203H71V202H70ZM145 203H144V204H145ZM205 203H207V201H206ZM7 204L10 206L12 203L9 202V203H7ZM23 204H24V205H23ZM25 204H28L27 206H29L30 203H29V201H28V202L24 201V202L22 203L23 206L20 205V207L22 206V207L24 208V212H26V211L28 210V209H27L28 207H26ZM31 204H32V203H31ZM114 204H115V203H114ZM142 204H143V203H142ZM146 204H147V205H146ZM146 204H145V205H146V207H147V206H148V203H146ZM150 204H149V205H150ZM69 205H72V204H69ZM83 205H86V204H83ZM100 205H103V204H100ZM107 205H108V204H107ZM162 205H164V203H162ZM171 205L174 206V204H171ZM202 205H203V204H202ZM223 205H221V206L223 207ZM31 206L33 207V205H31ZM31 206H29V207L32 208ZM72 206H73V205H72ZM89 206H90V205H88V207H89ZM98 206H99V205H98ZM115 206H116V205H115ZM115 206H114V207L112 206L110 209H108V210H111V209L115 208V210H114L115 212L112 210V211H113V212H112V213H113L112 215H114V213H116V214L119 216V212H122V213L124 212V211H120V210H123L124 208H123L122 206H119V205H118V206H119V207H118V208H119V211L116 212V210H118V208H116L117 206H116V207H115ZM123 206L126 208V209H124V210H126L124 214H126V212H128V210H129L128 208H130V210L133 209V208H132L133 205H132V206L130 205V206L128 207V205L125 204V205H123ZM126 206H127L128 208H127ZM164 206H166V205H164ZM20 207H19V210L22 212L23 209L21 208V209H22V210H21ZM69 207H70V206H69ZM176 207H177V206H176ZM25 208H26L27 210H25ZM30 208H29V209H30ZM227 208H228V207H227ZM175 209H176V208L174 207L173 210H174V211H177V209H176V210H175ZM179 209H180V208H179ZM228 209H229V208H228ZM10 210H11V211H10V214L8 215V219H10V218H14V217H15V213L12 212L13 209L11 208ZM173 210H172V211H173ZM226 210H227V209H226ZM8 211H9V210H8ZM28 211H30V210H28ZM28 211L25 213L26 215L29 216L30 213H33V215H34V211H33V212L30 211L29 214H28ZM240 211H241V210H239V214L241 215ZM24 212H22V213H24ZM132 212H135L134 209L132 210ZM241 212H243V211H241ZM6 213H9V212H6ZM12 213H13L14 217H11V216H10ZM91 213H92V211H91ZM153 213H154V212H153ZM162 213H163V211H162ZM164 213H166V212L164 211ZM86 214L88 215V213H86ZM89 214H90V213H89ZM116 214H115V216H117ZM124 214H122V215H124ZM128 214H129V213H128ZM128 214H127V216H128ZM186 214H187V213L185 212V215H186ZM225 214H226V213H225ZM227 214H228V213H227ZM245 214H246V213H245ZM248 214H250V213H248ZM13 215H12V216H13ZM31 215H32V214H30V216H31ZM84 215H85V214H83V215H81V216L78 215V218H80V221L83 222L82 225L85 224V227H84V228H85V230H86V228H88L87 226L91 223L90 220H92V219H91V216H90V215H92V214H90L89 217H88V219H90V220H89L90 223H87V222H86V221H88L87 219H85V223H84V221H83L84 219L81 220V217L84 218ZM132 215H133V214H132ZM136 215H137V213L134 214V216H136ZM147 215H148V214H147ZM158 215H160V214H158ZM158 215H157V218H158L157 220H159V218H160V220L157 221L156 223L161 222V219H162V218L165 219L164 217H161V215L158 217ZM168 215H171V213H170V214L168 213ZM176 215H177V214H175L174 216L176 217ZM242 215H243V214H242ZM246 215H247V214H246ZM246 215H245V217H246ZM93 216H95L94 213H93V215H92V218L95 219ZM115 216H114L113 218H111L112 221H113V219L115 218ZM118 216H117V217H118ZM120 216H121V214H120ZM120 216H119V218L121 219ZM213 216H214V215H213ZM228 216H229V215H228ZM238 216H239V215H238ZM0 217L3 218L4 216L2 217V215H1ZM86 217H87V216H86ZM95 217H97V216H95ZM131 217H133V216H131ZM148 217H149V216H147L146 222L149 220ZM229 217H230V216H229ZM241 217H242V218H241ZM248 217L251 218V215H250V216L248 215ZM1 218H0V219H1ZM78 218H77V217L75 218V219H76V222H75V220H73L72 223H71V221H70L69 224L71 225V227H72L73 224H74L73 226H74L75 228H76V226H77L78 224L81 225V223H78V222H80V221H78ZM128 218H129V217H128ZM128 218H127V220H130V219H128ZM136 218H138V217H135V219H136ZM155 218H156V217H155ZM231 218H232V217H231ZM238 218H239V217H238ZM238 218H237V219H238ZM246 218H247V217H246ZM246 218H245V219H246ZM250 218H249V219L247 218L246 220H250V221H251V219H252L253 217H252L251 219H250ZM255 218L257 219L256 216H254L253 219L255 220ZM8 219H5V220H4L6 223H5L4 221H3V222H4L5 224H7L8 221H10V220H8ZM14 219H15V218H14ZM14 219H11V222H12ZM16 219H19V217H17V215H16ZM16 219L14 220L15 222L13 221L14 223H16V224H15L16 227L13 226L12 224H10V225L12 226L11 229H13V227H14L15 230H16L17 228L20 227V229H21L22 231H21V232H18L19 229H17L18 231H17V230H16V231H17L18 233H17L16 231L13 233V231H12L11 229H10V230L7 229V230H8V231L6 232L7 235H6L5 231H4V233H5V235H6V236H5L6 238L8 237V232H12V234L9 233V235L11 236L10 238H13L12 235H15L16 240H14V241H18V238H17V237H20V236H22V235L25 236V237H27V236H28V235H27L28 233H24V232H25V231L27 232V230L30 228V227L27 228L28 226H27V227H26V226L24 227V225H23L21 222H20V224H19V221L16 220ZM117 219H118V218H117ZM120 219H119V220H116V222L118 221L117 223H119ZM163 219H162V221H163ZM235 219H236V218H235ZM240 219H243V216H240ZM2 220H3V219H2ZM7 220H8V221H7ZM20 220H21V219H20ZM131 220H134V219L131 218ZM131 220H130L129 222H131ZM140 220H141V218H140ZM153 220H154V217L152 218V221H153ZM219 220H220V219H219ZM0 221H1V220H0ZM17 221H18V223H17ZM77 221H78V222H77ZM92 221H94V220H92ZM155 221H156V220H155ZM252 221H253V220H252ZM3 222H2V223H3ZM11 222H10V223H11ZM94 222H95V221H94ZM114 222H115V221H114ZM116 222H115V223H116ZM123 222H125V221L123 220V221H122V224L119 223V224L121 225V227L123 226ZM140 222H141V221H140ZM146 222H145V223H146ZM148 222H149V221H148ZM148 222H147V223H148ZM153 222H154V221H153ZM217 222H219V221H217ZM77 223H78V224H77ZM141 223H142V222H141ZM161 223H162V222H161ZM8 224H9V223H8ZM8 224H7V225H8ZM17 224H18V225H21V226H18ZM75 224H76V226H75ZM125 224H127V223H125ZM125 224H124V226H125L124 229H125V230H126V229H127V230L129 229V232H131L130 229H133V228H128L129 224H128L127 226H126ZM151 224H152V223H151ZM10 225H8V226H10ZM22 225H23V226H22ZM80 225H78V226H80ZM90 225H91V224H90ZM92 225L94 226V224H92ZM152 225H153V224H152ZM203 225H204V224H203ZM221 225H222V224H221ZM17 226H18V227H17ZM78 226H77V227H78ZM124 226H123V227H124ZM159 226H160V223H159ZM198 226H201V228L197 227V228L200 229V230H198V231H196V232H195V231H192V232H195V233H197V232L200 233V232H201V234H202V230H203L202 225H198ZM231 226H232V225H231ZM231 226L228 227L229 229H228V228H227V229H228V230H233V229H231ZM21 227H22V228H21ZM90 227H91V226H90ZM90 227H89V232H88V231L85 232V231L83 230V231L85 232V234L87 235L88 240H89V237H90V240H91V238H94V237H92V236L97 235V232L99 231V230H98L99 228H97V230H96V232H95L96 227H95V229H94V227H92L93 229L90 228ZM126 227H127V228H126ZM130 227H131V226H130ZM136 227H137V225H136ZM189 227H190V226H189ZM189 227H188V228H189ZM9 228H10V227H9ZM25 228H27V230H26ZM81 228L84 229L83 226H82ZM113 228H115V227L113 226ZM142 228H143V229H141V232L143 233V237L146 238V236H147L148 238H146V239H150V238H151V235H150V236L147 235V232L144 233V232H145L144 227H142ZM190 228H192V227H190ZM195 228H196V227H195ZM249 228H250V227H249ZM139 229H140V226H139V228L137 227V230L134 228V229L132 230V232L134 231L133 234L136 233V232H138V234H139V232H140ZM201 229H202V230H201ZM13 230H14V229H13ZM24 230H25V231H24ZM79 230L81 231V229H79V228L77 229L78 233H80ZM92 230H94L93 232H95V233H93ZM127 230H126V231H127ZM143 230H144V232H143ZM151 230H152V229H151ZM190 230H192V229H190ZM246 230H247V229H246ZM248 230H249V229H248ZM23 231H24V232H23ZM66 231L69 232V233H71V231L68 230V229H67ZM90 231H91V233H93L94 235L91 234ZM135 231H136V232H135ZM153 231H154V230H153ZM183 231H184V230H183ZM0 232H3V231L0 230ZM60 232H63V235H66V236H64V237H67V235H69L68 233H65L64 231H61V230H60ZM129 232H128V233H129ZM132 232H131V233L129 234V236H128V237H130L129 239H131ZM174 232H175V231H174ZM186 232H187V231H186ZM186 232H185V233H186ZM188 232H189V231H188ZM188 232H187V234H188ZM192 232H191V233H192ZM216 232H217V231H216ZM229 232H231V231H229ZM248 232H251V230L248 231ZM16 233H17L19 236H17ZM20 233H21V235H20ZM88 233H89V234H88ZM142 233H140L139 236L142 237V235H141ZM162 233H164V232H162ZM180 233H181V232H179L178 235H181V236H182V234H180ZM183 233H184V232H183ZM198 233H197V234H198ZM33 234H34V233H33ZM82 234H83V232H81L79 235L82 236ZM209 234H210V233H209ZM221 234H222V233H221ZM1 235H3V234L0 233V236H1ZM86 235L84 236V234H83V237H84L85 239H87V238H86ZM121 235H122V234H121ZM135 235H137V233L134 234V235H132V237L135 236ZM161 235H163V238H164V234H161ZM161 235H159V236L161 237ZM173 235H175V234H172V235H171V238L173 237ZM178 235H177V236H178ZM188 235H189V234H188ZM188 235H187V238L189 237L188 240L194 237V235H193V236H192L191 234H190L189 236H188ZM3 236H4V235H3ZM31 236H33V235L31 234ZM122 236H123V235H122ZM169 236H170V235H168V237H169ZM184 236H186V235L184 234ZM184 236H182V237H184ZM191 236H192V237H191ZM211 236H212V235H211ZM5 237H2V236H1L2 239L5 238ZM29 237H30V236H29ZM33 237H34V236H33ZM33 237H32V238H33ZM137 237H138V236H137ZM141 237H140L138 240H141ZM152 237H153V236H152ZM160 237H159V238H160ZM196 237H197V236H196ZM196 237H194V238H196ZM1 238H0V239H1ZM34 238H35V237H34ZM133 238H134V237H133ZM169 238H170V237H169ZM169 238H165V239L170 240L171 238H170V239H169ZM174 238H175V237H174ZM174 238H173V239H174ZM179 238H180V237H179ZM184 238H185V240H186V237H184ZM194 238L191 239V240L193 241ZM255 238H256V240H257V237H254V239H255ZM14 239H15V238H14ZM20 239H21V238H19V240H20ZM127 239H128V238H127ZM129 239H128V240H129ZM146 239H143V240H145V242H147ZM157 239H158V237H157ZM165 239H164V240H165ZM173 239H172V240H173ZM175 239H177V238H175ZM175 239H174V240H175ZM9 240H10V239H9ZM37 240H38V239H37ZM39 240L41 241V239H39ZM124 240H125V237H124ZM136 240H137V239H136ZM143 240H141L142 243H143ZM150 240H151V239H150ZM168 240H165V241H168ZM183 240H184V239H183ZM205 240H206L207 242H209V241L211 242L213 239L207 240V239L205 238V239H203V242H202L203 244L206 242ZM238 240H239V239H238ZM248 240H249V238H248ZM248 240H247V242H248ZM256 240H254V242H251V245H253V244L256 242ZM11 241H12V240H11ZM11 241H10V242H11ZM31 241H33V240H31ZM31 241H30V240L28 241V239L25 240V242H26V245H25V246L33 245L34 242L36 243V241H33V243L30 244ZM40 241H38V242H40ZM133 241H134V240H133ZM158 241H159V240H158ZM177 241H178V240H177ZM201 241H202V240H201ZM201 241H198V242H200V244L202 245ZM204 241H205V242H204ZM239 241H242V239H240ZM257 241H258V240H257ZM20 242H21V243H20ZM23 242H24V240L18 241V246H19V244H21L22 247H23V245H24ZM41 242H42V241H41ZM127 242H128V241H127ZM129 242H130L131 244L133 243L132 241H129ZM129 242H128V243H129ZM160 242H161V240H160ZM171 242H173V241H171ZM174 242H175V241H174ZM184 242H185V241H184ZM184 242H183V243H184ZM196 242H197V241H196ZM198 242H197V243H198ZM212 242H213V243H212ZM212 242H211V244L214 246V245H215L214 242H216V240H215V241L213 240ZM28 243H29L30 245H27ZM155 243H156V242H155ZM166 243H167V242H166ZM168 243H169V242H168ZM181 243H182V242H181ZM186 243H188V242L186 241ZM243 243H244V242H243ZM40 244H41V243H40ZM42 244H43V242H42ZM131 244H130V246H131ZM144 244H145V243H144ZM147 244H148V242H147ZM149 244H150V243H149ZM152 244H154V243H152ZM152 244H151V245H152ZM175 244H177V243H175ZM190 244H191V242H190ZM198 244H199V243H198ZM206 244H207V243H206ZM216 244H217V243H216ZM248 244H249V242H248ZM258 244H259V242H257L256 246H257ZM21 245H20V246H21ZM34 245L37 246L38 244L36 243V244H34ZM34 245H33V246H34ZM142 245H143V244H142ZM154 245H155V244H154ZM156 245H157V244H156ZM161 245H162V244H161ZM161 245H160V246H161ZM169 245H170V244H169ZM173 245H174V243H173ZM177 245L179 246V244H177ZM188 245H189V244H188ZM243 245H244V244H243ZM20 246H19V247H20ZM25 246H24V247H25ZM33 246H32V247H33ZM120 246H121V248H122L123 244H121ZM120 246L118 247L119 250L117 249L118 251L121 250ZM130 246H127V247H126V245H124L123 248H125V249L121 250L120 252H121V253L123 252L124 255H127L129 252H127L126 249H127L128 247H130ZM158 246H159V244H158ZM162 246H163V245H162ZM171 246H172V245H170V247H171ZM185 246H186V245H185ZM202 246H204V245H202ZM247 246H248V245H247ZM37 247H38V246H37ZM149 247H150V246H149ZM186 247H189V246H186ZM190 247H191V246H190ZM28 248H29V247H28ZM30 248H31V247H30ZM132 248H133V246H132ZM134 248H136V246H135ZM134 248H133V249H134ZM152 248H153V247H152ZM160 248H161V247H160ZM172 248H173V247H172ZM174 248H175V247H174ZM177 248H178V247H177ZM183 248H184V247H183ZM243 248H247V247H243ZM248 248H249V247H248ZM16 249H18L17 246H16V248H15V251H16ZM38 249H39V248H38ZM129 249H131V247H130ZM170 249H171V248H170ZM184 249H185V248H184ZM26 250H27V249H26ZM26 250H25V251H26ZM36 250H37V249H36ZM124 250H126V251L124 252ZM161 250L163 251V249H161ZM161 250H160V251H161ZM182 250H183V249H182ZM243 250H244V249H243ZM0 251H1V250H0ZM21 251H22V249H21ZM129 251H130V250H129ZM132 251H133V250H132ZM132 251H131V252H132ZM153 251H154V250H153ZM162 251H161V252H162ZM183 251H184V250H183ZM2 252H3V251H2ZM2 252H0V254H2ZM16 252H17V251H16ZM31 252H32V251H31ZM126 252H127V254H126ZM154 252H155V251H154ZM175 252H176V251H175ZM227 252H228V251H227ZM151 253H152V252H151ZM158 253H159V252H158ZM162 253H163V252H162ZM172 253H174L173 250H172ZM172 253H171V254H172ZM177 253H178V252H177ZM186 253H187V252H186ZM244 253H246V252L244 251ZM248 253H249V252H248ZM167 254H168V253H167ZM167 254H166V256H167ZM188 254H189V253H188ZM215 254H216V253H215ZM229 254H231V253H229ZM236 254H237V253H236ZM240 254L243 255L242 253H240ZM240 254H239V255H240ZM35 255H36V254H35ZM129 255H132V254H129ZM153 255H154V254H153ZM174 255H175V254H174ZM174 255H173V256H174ZM232 255H233V254H232ZM237 255H238V254H237ZM237 255H236V257H235L236 259H233L234 257H233L232 259L236 261V260L239 258L238 261H239V260H240V261H243V260H242V259H244V258H242L243 256H242V257H237ZM241 255H240V256H241ZM246 255L248 256V254H246ZM137 256H138V255H137ZM163 256H164V255H163ZM163 256H162V257H163ZM179 256H180V255H178V257H179ZM182 256H183V253H182ZM234 256H235V254H234ZM3 257H4V256H3ZM43 257H44V256H41L42 259H43ZM135 257H136V256H135ZM140 257H141V255H140ZM140 257H139V258H140ZM153 257H154V256H153ZM155 257H156V255H155ZM167 257H168V256H167ZM175 257H176V255H175ZM226 257H227V256H226ZM15 258H16V256H15ZM20 258L23 259L22 257H18V259H20ZM89 258H90V257H89ZM89 258H85V259H84L83 257H82V258L80 257V259L85 260V261H83L85 264H86V263H89L90 261L94 262V263H92V264H96L97 262H98V264L101 263L99 260H97V262L95 263V260H94V261H93L92 259L89 260ZM159 258L161 259V257H159V255H158V258L156 257V259L159 260ZM16 259H17V258H16ZM21 259H20V260H21ZM86 259H88L89 261L86 260ZM106 259H107V258H106ZM106 259H105V262H107ZM144 259H145V258H144ZM34 260H35V261H34ZM39 260H40V259L38 258V261H37V258L34 257L33 260H32V264H33L34 262H37L36 264H39ZM76 260H77V259H76ZM82 260H79V259H78V260L75 262V264H76L78 261H80V262H78V264H80V263L84 264V263L82 262ZM107 260H108V259H107ZM141 260H142V259H140V261L138 260L139 263L141 262ZM152 260H153V259H152ZM170 260H171V258H170ZM233 260H232V261H233ZM244 260H245V259H244ZM150 261H151V260H150ZM150 261H149V262H150ZM156 261H157V260H156ZM221 261L223 262V260H221ZM40 262L42 263V260H41ZM99 262H100V263H99ZM105 262H104V263H105ZM109 262H110V259H109V261H108L107 263H109ZM144 262H145V261H144ZM146 262H148V261L146 260ZM139 263H138V264H139ZM89 264H90V263H89ZM101 264H102V263H101ZM130 264H131V263H130ZM136 264H137V262H136ZM140 264H143V263L141 262ZM149 264H150V263H149Z\"/></svg>", "mask_w": 264, "mask_h": 264}]
</instances>
